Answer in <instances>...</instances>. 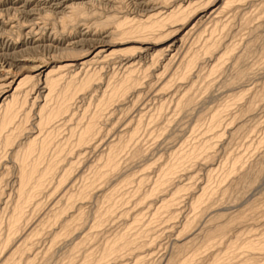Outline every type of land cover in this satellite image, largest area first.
Segmentation results:
<instances>
[{"label":"rangeland","instance_id":"374dc122","mask_svg":"<svg viewBox=\"0 0 264 264\" xmlns=\"http://www.w3.org/2000/svg\"><path fill=\"white\" fill-rule=\"evenodd\" d=\"M49 1V2H48ZM64 1H66V3L64 2ZM68 1V2H67ZM213 0H208V1H206L205 3H202L203 4V6L201 5V3H200V0H194V2H195V4L191 7V10H190V14L191 15H194L195 13H200L201 11H203L205 8H210L211 9V4L212 3H210V2H212ZM222 1L223 0H221L220 1V4H218V7L220 6V7H223L224 8V10L222 11V10H220V12L221 13H219L218 14V12L217 13H215V14H212L213 16H210V14L208 15V17L206 18V19H204L203 21L204 22H202V26H201V24H199L198 25V27L196 26V28H194L193 29V31L191 30L190 32V36H192V38L190 37V36H188V35H186L187 34V32L190 30V28L192 29L193 27V25L194 24H192V23H189V24H186L185 25V22H179V23H176V24H170V25H168L165 29H164V31H163V34L162 33H160V34H156V36L154 35H147V36H141L142 37V40H140L141 39V37L140 36H138V37H136V36H133L132 37V39H131V41H130V39L129 40H127L126 42H124L125 44H123V45H125V46H123V47H119V46H117L119 43H122L123 41L122 40H124V38L122 37V35H120L119 33H117L116 32V26L118 25V24H120V22L122 23V22H124V20H134L135 18L134 17H136L137 18V20H141V19H144V17L146 18L147 17V15H148V17L149 16H154L153 14H156L157 12L156 11H153L154 9H159L160 8V6H162V5H160L162 2H160L159 3V1H158V3L157 2H154V0H152L151 2H150V0H0V61H2L3 59H5L4 58V55H2L1 56V54H2V52H3V54H5L6 53V62H7V64L9 63H11L10 65L12 66V67H14V70H19L20 68L22 69V67L23 66H25V65H18L17 63L18 62H21V61H23V60H26L27 58L30 60V59H38V58H40V59H48V58H51V57H55V60L58 62V65H56V66H65V62H62V61H66L67 59H69L70 57H74V55L75 56H78V57H82V54H84L85 52H87V51H89L90 50V47H92V46H98V47H103V46H106V45H113V44H110L111 42L112 43H114V45L115 46H113L112 48H110V51L109 52H111V51H121V50H124V49H128V48H130V50L128 49L127 51H126V53H124V52H120V53H117L116 55H114V56H112V57H110V58H108V59H101L100 61H101V65H100V61L98 62V64L96 63L95 64V66L94 65H92V66H94V67H88V68H86L85 70H82V69H80V70H77V72L76 73H78V72H80L79 74H78V77L80 78V80H83V79H85L88 75H89V73H90V75L92 76L93 75V73H94V75H93V83H92V85H91V88H92V90H93V88L95 89V90H99V92L98 91H92V92H90V88L89 89H87V90H85L84 92H82V93H80L77 97H76V100L74 101V103H75V105H74V103H73V112L74 113H71L70 115H71V117H70V115L68 114V115H64V117H62V119H60L57 123H58V126H55V128L57 127V142H60V143H63V142H65L69 137H66L67 136V134H68V136L70 135V133H71V130L72 129H75L76 128V126L78 125V123L79 122H82V121H84V122H87L88 121V118H84V114L83 113H85V111H89L90 112V114H93L95 111H96V109H97V107H96V103L98 104L101 100H102V98L104 97V95L105 94H110L111 93V91H112V89L111 88H113V86L112 85H116L119 81H120V78L122 79L123 78V76L125 77L126 76V74H127V72L128 71H126V68H127V66H124V65H127V59L128 60H130V59H133L132 60V62H133V64H135L136 63V65H137V67H136V69L134 70V76H135V78L138 80V82H141L140 84L138 83L133 89H131L130 90V92L127 94L128 96H126V98L125 99H123V100H121L122 101V104H121V101L120 100H118L116 103H113L110 107H109V109L111 110H109L108 109V111H106L105 112V114L103 115V119H101L100 120V123H99V131H100V134H99V137H101V139L99 138V137H97V139H96V141H95V143L96 142H102L103 144L98 148V149H93V150H90V151H87L88 153H85V154H83L82 156H78L75 152V154L74 153H71V155H70V153L67 155V154H64V156L66 157L65 158V160L63 159V162H62V164H61V166H63L62 167V169L65 167V168H67L69 165H74L76 162V166H74L75 167V175H74V180L73 181H71V182H68L67 184H68V186H67V184L65 185V189H66V191H67V189H69L68 191L71 193V191H72V193L71 194H77V191L79 192L81 189H82V186H83V184H82V177L81 176H83V175H81V174H84V172H85V174H86V172H87V174H89V170L93 167V166H95V165H97V163H98V161L97 160H99V158L103 155L102 154V152H103V150H104V152L107 150V144L108 143H110V142H113L112 140H117L118 138H119V136L121 137V134H122V136H124V135H129V134H131L133 131H134V129H131V128H135L136 127V124H137V120H139L137 117H139V118H142L143 120H144V122L146 121H148V122H150V124L147 122H145V124H146V126L144 125L143 126V129L145 130H141L140 132H139V134L141 135H139L137 138H136V145L137 146H139V144H140V142H141V144H140V146L138 147V148H136L137 146L134 144V146H132V147H130V149H128V151L127 152H125L124 154H123V156H122V161H120V163L121 164H119V169L117 170L118 171V173H116V174H114V172L113 173H111V175H109L107 178H106V180H105V182L106 183H104V181H102V186L101 187H99L98 186V188H97V191H95V193H94V195H96V194H100V197H101V194L103 193V192H105V191H109V190H112V189H114V188H119V187H121V184H122V182H123V178L125 177V180L126 179H131L132 180V183L130 184V185H128L126 188H124L123 190H122V194L125 196V198H126V201H125V203L124 204H122V205H120L118 208L119 209H117L116 210V212H115V214L112 216V218H111V220L108 222V223H106L107 225H104V226H102V228L100 227V228H94L93 229V227H94V223H93V221H94V218H95V216H94V213L95 214H97V212L99 211V207H101L100 206V204L98 203V201H97V203H95L96 202V199H88V201L87 200H85V201H87V202H80L79 201V203L76 205V207H77V209L75 208V209H73V210H70L69 211V215L70 216H72V215H78L80 212H78V210H79V207L80 206H78V205H81L82 203H84V205L83 206H86V207H84L83 208V206L81 205V207L83 208L82 210L85 212L84 213V216L86 215V214H88V216H90L92 213V215L90 216V217H87V215H86V217H85V220H84V222H83V226H80V228H78V231L76 230L75 231V233L77 234H73L72 236H70V237H68L67 238V240H66V238H62V239H58V240H56L55 239V236L57 235V234H59V233H61V224H58V225H52V226H50V225H48V221H49V216L51 215V213H48V212H50V210L49 209H52V207H51V205L53 206H56L57 205V203L60 201V197H62V196H60L61 195V191H59V189H57V188H59L58 186H57V184H58V182L57 181H55V185L53 184L52 186H51V188L52 189H50V191L51 190H53L54 191V193H52L53 191H48L47 193H46V195L47 194H49V195H43L40 199L42 200H40V202H42L43 204H42V207H41V211L39 212V214H40V216H39V214H38V216L36 217V215H37V212H35V215H34V211L32 210V209H34V208H29L30 209V211H29V209H28V211L27 212H29L27 215L29 216V214H30V220L32 219H34V220H36V222L34 221L32 224H31V227L30 228H34V227H36L37 225H39V223H37L38 221L39 222H41V219H43L42 221H45L44 223V225L43 226H40V230H41V234L42 235H40L39 237H37V238H35V241H34V243H33V247H32V249H34L35 250V252L34 253H32V255L30 254V261H33V264H62L63 262H64V259H65V257H66V255H68V250H69V248H70V250H71V246H73V244H77L78 242H80L81 241V239H83L84 238V236L87 234V235H95V237L94 236H92V238H91V240L92 241H89L87 244H86V246H88L87 248H86V246L84 247V248H86V249H82L83 251H85V252H83L82 251V253L80 254V256H79V258H81V256H83L84 255V253H89V252H92L93 251V248H94V251H97L98 249H100V248H102L104 245H105V242H107L106 240H108L109 239V237L111 238L112 236H114V234L116 235V234H118L117 232H123V231H125V229H127V228H129V225H131L132 223H133V221L132 220H134L133 219V217L135 218L136 217V215L138 216V215H142L143 217H144V223H145V225L147 224V222H149V220H150V218L152 217V215L154 214V210L156 209V206H154V201L156 200V199H154V198H157V197H150V194H151V191H152V189L154 188V184H155V182L157 181V179H158V177L157 176H159L158 174H160V172H161V169H163V168H165V166L169 163V161H170V159H171V157H172V153L174 152H177V151H179L178 149H181V148H183V147H186V148H190L191 146H193V145H201V142H202V144L203 143H205V142H207V141H212V143L214 144V147L211 149V150H209V151H207L206 153L208 154H204L203 155V159L201 158L200 160H198L196 163H194V164H190V165H187L186 166V168L180 173V175H182V176H180V175H178L177 176V178H176V180H175V182H176V184H178V186L180 185L181 187H187L186 188V190H187V193H188V195H186L187 193H186V191H184L180 196H182V197H180V199L181 198H183V200L181 199V200H179V203L181 202V204H180V206H181V208H180V206L177 208V209H179L178 210V212L180 213H182V211H184V214L183 215H181V214H179L178 212V214L179 215H181V216H179L177 213H175V216L174 217H170V215L169 214H165V216H163L164 217V219L163 220H165V224H163L164 223V221H163V223H160V226H159V224L158 225H156V226H154L153 228H152V232H154V233H152V236L156 239V244H158L159 245V247H158V245H156L157 246V248L154 250V251H152V252H147L146 250H143V253L141 252V251H139V250H135V248L133 249H131L128 253H129V256H128V253H125L120 259H118L117 261H114V263L115 264H118V262H119V264H120V261L121 262H123V263H126V264H128L127 262H129V264L130 263H132V264H134V262H135V264H143V260H144V258H146V259H148V258H150V259H148V260H145V262H144V264H165L166 262H167V259L169 260V258H171L172 257V255H176L177 253H176V244H173V243H176L177 242V245H182V244H184V243H186L187 242V240L188 239H193L195 236L194 235H198V237L196 238V242H195V244H194V248H196L197 247V245H199L198 247H201L202 245H204V243H202V242H204L203 241V238H205V235L207 234V233H209V232H211L212 230L213 231H216V229H219L220 227H222L221 225L223 224V226H225V224L224 223H227L229 220V222H230V224L229 223H227V226H229V228H228V230L229 229H231V231H233V232H230V230L229 231H227V234H229V236H230V234L232 235V236H234V237H236L237 235H238V233H242L243 232V230H244V232H246V234H247V236L248 237H250V239L251 240H258V238L259 237H261L262 235L261 234H263L264 233V101L262 102V100H264V98L262 99V97H264L263 95H264V91H263V89H264V9H262L263 7H264V4L263 5H260V4H262L263 2H264V0H256V1H252V0H250L249 2H250V4H249V2H248V0L246 1V0H244L243 1V3L244 4H242V2H239V3H235V4H233V5H231V6H229V8L227 7L226 8V6H225V3H222ZM253 3H256V4H252V2ZM154 3V5H153V3ZM198 2V3H197ZM223 2H225V1H223ZM260 4H259V3ZM110 3V4H109ZM123 3V5H120V4H122ZM152 3V4H151ZM54 4V5H53ZM135 4V5H134ZM156 4V5H155ZM185 3H183V5H184ZM199 4V5H198ZM210 4V5H209ZM222 4H223V6H222ZM237 4H239V5H237ZM67 5V6H66ZM72 5H79V6H81L82 5V7H84V9H85V15L84 16H82L81 18L79 17V19H77L78 17H76V19H73L71 22H67V23H65L64 21V17L66 16H70L71 15V10L69 9ZM90 5V6H89ZM97 5V6H96ZM111 5V6H110ZM145 5V6H144ZM158 5V6H157ZM200 5L203 7H200ZM235 5H237L236 6V8H237V11L235 10L236 8H233ZM244 5H246L245 6V8H244ZM69 6V7H68ZM88 6V7H87ZM115 6V7H114ZM150 6V7H149ZM185 7H187L188 6V4L186 3L185 5H184ZM259 6V7H258ZM153 7V8H152ZM212 7H213V5H212ZM241 7L243 8V9H241ZM14 8V9H13ZM128 8V9H127ZM197 8V9H196ZM222 8V9H223ZM239 8V9H238ZM152 9V10H151ZM228 11H230V12H228V13H230V14H228V13H226L227 12V10ZM231 9V10H230ZM234 9V10H233ZM18 10V11H17ZM160 10H162V9H159L158 11H160ZM197 10V11H196ZM213 10V8L210 10V12ZM235 12V13H231V12H233V11ZM240 10V11H239ZM241 10H242V12H241ZM244 10V11H243ZM258 10H260V11H258ZM238 11H239V13H238ZM70 12V13H69ZM154 12V13H153ZM225 12V13H224ZM259 12V13H258ZM8 13V14H7ZM88 13V14H87ZM147 13V14H146ZM238 13V14H237ZM249 13H251V14H249ZM257 15H256V14ZM64 14V15H63ZM70 14V15H69ZM134 14V15H133ZM143 16H142V15ZM189 14V15H190ZM226 14V15H225ZM246 14V15H245ZM249 15V17H251V18H249L248 17V15ZM17 15V16H16ZM214 15H216V17L214 18ZM228 15V16H227ZM243 15H244V17H243ZM128 17V19H127V17ZM131 16V17H130ZM138 16H139V18H138ZM220 17L221 16V18L223 17H225L224 19H221V18H219L220 20H221V22H220V20L217 18V17ZM237 16V17H236ZM247 16V17H246ZM65 17V18H66ZM117 17V18H116ZM210 17V18H209ZM214 18V20L212 19V18ZM231 18V20H229L230 18ZM243 17V18H242ZM2 18V19H1ZM112 18V19H111ZM119 18H121V19H119ZM124 18H126V19H124ZM227 18H228V20H229V22L227 21ZM245 18V20H244V22H243V19ZM247 18V19H246ZM210 19H212V20H210ZM216 19H218V20H216ZM58 20H59V22H58ZM76 22H75V21ZM111 20H113V23L111 22ZM116 20L119 22H117L116 24H115V22H116ZM121 20V21H120ZM207 20H209L208 22H205V21H207ZM215 20H216V22H215ZM242 20V21H241ZM248 20H251V21H248ZM13 21V22H12ZM64 22V24H63V22ZM75 23H74V22ZM212 21V22H211ZM217 21H219V22H217ZM222 21H223V23H224V25H222V27H221V23H222ZM225 21L228 23H225ZM246 21H247V23H246ZM209 22H211L210 24H208ZM214 22V23H213ZM242 22V23H241ZM250 22H251V24H250ZM206 23V24H205ZM216 23V24H215ZM32 24V25H31ZM67 24V25H66ZM71 24V25H70ZM212 24H215V25H219L220 27H221V32H220V30L218 31V32H216V33H213V32H211L210 30H212L213 29V27H215V25L213 26ZM244 24H249V25H244ZM63 27H62V26ZM185 25V26H184ZM210 25V29L208 28V26ZM213 27H212V26ZM229 25H230V27H229ZM24 26V27H23ZM104 26V27H103ZM112 26H113V28H112ZM176 26H178V27H176ZM206 28H204V27ZM207 26V27H206ZM226 26H228V29H227V27ZM13 27V28H12ZM16 27V28H15ZM43 27V28H42ZM168 28V29H167ZM172 28V29H171ZM176 28H178V29H176ZM182 28V29H181ZM20 29L22 30V31H20ZM173 29H175V30H173ZM196 29V30H195ZM198 29V30H197ZM204 29H205V31H204ZM207 29H209V31L207 30ZM32 32H31V31ZM43 30V31H42ZM114 30V31H113ZM169 30H170V33H169ZM180 32H179V31ZM228 30H230V35H228L229 34V32H228ZM13 31H15V32H13ZM18 31V32H17ZM111 31V32H110ZM172 31H174V32H172ZM176 31H178L177 32V35H176ZM204 31V32H203ZM53 32V33H52ZM115 33V35H114V33ZM193 32V33H192ZM196 32V33H195ZM207 32H208V36H206L207 35ZM6 33V34H5ZM21 33V34H20ZM166 33V34H165ZM173 33V34H172ZM185 33V34H184ZM221 33V34H220ZM224 33H226L225 34V36H227V37H225L224 36ZM228 33V34H227ZM3 34V35H2ZM8 34V35H7ZM20 34V35H19ZM39 34V35H38ZM111 34V35H110ZM163 36H162V35ZM169 34V35H168ZM183 34V35H182ZM197 34V35H196ZM204 34H205V36H204ZM209 34H210V37H209ZM212 34V35H211ZM220 34V35H219ZM83 35V36H82ZM114 37H113V36ZM158 35H161V36H158ZM167 37H166V36ZM171 35V36H170ZM176 35V37L174 38V36ZM202 35V36H201ZM17 36L19 37V38H17ZM111 36V37H110ZM158 36V37H157ZM188 37V38H185V37ZM197 36V37H196ZM217 36H220V37H218V38H216ZM221 36L223 37V39H221ZM113 37V38H112ZM118 37H122V38H118ZM147 37V38H146ZM153 37V38H152ZM164 37V38H163ZM184 37V38H183ZM194 37H196L195 39H193ZM198 37H199V39H198ZM224 37H225V39H224ZM234 39H233V38ZM11 38V39H10ZM112 38V39H111ZM118 40V39H120V40H118V41H116V39ZM133 38H135V40L133 39ZM146 38V39H145ZM173 38V39H172ZM206 38H207V40H206ZM216 38V39H215ZM220 38V39H219ZM229 38H231L232 39V41L230 42V40L231 39H229ZM28 39V40H27ZM85 39V40H84ZM122 39V40H121ZM151 39V40H150ZM154 39L156 40V41H154ZM158 39V40H157ZM164 39H169L168 41L167 40H164ZM181 39H182V41H181ZM185 39H189V40H185ZM193 39V40H192ZM202 39H203V42H202ZM211 39H214V40H219V42H220V49H219V51L220 52H218V54H217V56L219 57V56H222L221 54H223V53H225L224 51H225V49L226 48H228L229 46H234L233 47V53H232V55H230V57L227 59L226 58V62H224V64H223V66H222V68H221V70L222 71H219V74H218V72L217 73H215V75L214 74H212V73H210L211 71H212V69H213V67H214V65L216 64V60H215V58H212V60H211V57H209V56H204V57H202V59H201V64H200V62H199V65L197 66V67H195V71H193V73H192V76H194L195 78H196V76H198V75H202L204 78H202L201 76V80H200V78H199V76L196 78V80L197 79H199V80H194L193 81V77H191L190 79H188V80H174V75H175V72H177L176 70H172V68L174 67L175 69H177L178 70V68H179V66H180V64L182 63V61H184L185 59H186V57L188 56V54H193L195 51H199V50H201L202 49V47L204 46V44L207 42V41H209V40H211ZM228 39V40H227ZM17 40V41H16ZM113 40L115 41V42H113ZM137 40H139V41H142V43L143 42H145V43H148V44H145V45H143L141 42L139 43V41H137ZM161 40V41H160ZM171 40V41H170ZM179 40V41H178ZM183 40H185V42L183 41ZM196 40H197V42L199 43L198 45H197V42H196ZM227 40V41H226ZM241 40V41H240ZM11 41V42H10ZM125 41V40H124ZM136 43H135V42ZM149 41V42H148ZM161 43H160V42ZM163 41H164V43H163ZM187 41H189V42H187ZM192 41H194L193 43H190V42H192ZM206 41V42H205ZM15 42V43H14ZM58 42V43H57ZM117 42H118V44H117ZM155 43V45H154V43ZM177 42V43H176ZM183 44H182V43ZM222 42H225L226 44H227V42H229L227 45H225V43H224V45H223V43ZM18 43V44H17ZM34 43V44H33ZM74 43H76V44H74ZM160 43V44H159ZM174 43V44H173ZM185 43V44H184ZM201 43V44H200ZM203 43V44H202ZM231 43V44H230ZM233 43H234V45H233ZM236 43H238V45L236 44ZM1 44H2V46H1ZM16 44V45H15ZM74 44V45H73ZM85 44V45H84ZM176 44V45H175ZM191 44H194V46H192ZM230 44V45H229ZM6 45V46H5ZM14 45V46H13ZM189 45V46H188ZM222 45L223 46H227V47H223L222 48ZM16 46V47H15ZM83 46V47H82ZM85 46V47H84ZM190 47V48H188V47ZM198 46V49L196 48ZM200 46H202V47H200ZM138 47V48H137ZM195 48L194 50H193V48ZM4 48H6V49H4ZM38 48V49H37ZM139 48H140V50H139ZM145 49L146 51H144V50H142V49ZM167 50V51H161V50H165V49ZM171 48V49H170ZM179 48V49H178ZM190 49V51L188 50V49ZM192 48V49H191ZM238 48V49H237ZM68 49V50H67ZM132 49V50H131ZM150 49V50H149ZM169 49V50H168ZM221 49H223V50H221ZM237 49V50H236ZM13 50V51H12ZM43 50V51H42ZM107 50H109V49H107ZM134 50V51H133ZM136 50V51H135ZM142 50V51H141ZM149 50V51H148ZM170 50H171V52H170ZM177 50L179 51V52H181V54L180 53H178L177 52ZM182 50V51H181ZM185 50H187V51H185ZM19 52V54H15L16 56H14L12 53L13 52ZM33 51V52H32ZM132 51V52H131ZM138 51H139V53H138ZM159 51V52H158ZM189 51V52H188ZM65 52V53H64ZM66 52H69V53H67L66 54ZM71 52V53H70ZM83 52V53H82ZM130 54H129V53ZM135 52V53H134ZM157 52V53H156ZM163 52V53H162ZM167 54H166V53ZM178 54H177V53ZM185 52V53H184ZM187 52V53H186ZM192 52V53H191ZM134 53V54H133ZM158 53H160V54H164V56H166V57H162V55H161V57L159 56L160 54H158ZM219 53H220V55H219ZM66 54V55H65ZM70 54V55H69ZM78 54V55H77ZM79 54H81V56L79 55ZM123 54H125V55H123ZM136 54V55H135ZM157 54V55H156ZM175 54V55H174ZM8 55V56H7ZM15 57V58H17V57H19V58H17V59H15V58H13V56ZM35 55V56H34ZM84 55H86V54H84ZM130 55V56H129ZM153 55V56H152ZM184 55H187V56H185L184 57ZM11 56V57H10ZM70 56V57H69ZM133 56V57H132ZM156 56V57H155ZM175 57V59L173 60V62H172V64H171V66L170 67H168V69L169 70H167V71H165V69H164V67H166L167 66V64H169L168 62H170L171 61V57ZM180 56H181V61H180ZM234 56V57H233ZM9 59H8V58ZM23 57H24V59H23ZM127 57V58H126ZM132 57V58H131ZM135 57V58H134ZM179 57V58H178ZM182 57H184V58H182ZM217 57V58H218ZM233 57V59H231ZM58 58V59H57ZM65 58V59H64ZM123 58V59H122ZM139 58V59H138ZM153 58V59H152ZM155 58H156V60H155ZM176 58H178L177 60H176ZM27 59V60H28ZM125 59V60H124ZM137 59V60H136ZM158 59H159V61H158ZM208 59H210L209 61V63L207 64V61H208ZM230 59V60H229ZM239 59V60H238ZM12 60H16V61H12ZM20 60V61H19ZM124 60V61H123ZM169 60V61H168ZM176 60V61H175ZM205 60V61H204ZM228 60V61H227ZM106 61V62H105ZM138 61V62H137ZM156 61V62H155ZM174 61H175V64H174ZM180 61V62H179ZM237 61H238V64H237ZM60 62H62V63H60ZM214 62V63H213ZM60 63V64H59ZM123 63V64H122ZM137 63H139V64H137ZM157 63V64H156ZM159 63V64H158ZM179 63V64H178ZM13 64V65H12ZM141 64V65H140ZM179 66H178V65ZM211 64V65H210ZM99 65H100V67H99ZM158 65V66H157ZM163 66V67H159V66ZM166 65V66H165ZM203 67H202V66ZM206 65V66H205ZM209 65V66H208ZM16 66H18V67H16ZM26 66H28V65H26ZM121 66H122V68H121ZM140 66L141 67H143L142 69L140 68ZM153 67V68H151V67ZM155 66V67H154ZM159 67V68H157V67ZM201 66V67H200ZM204 66L206 67L205 69H204ZM208 66V67H207ZM212 66V67H211ZM16 67V68H15ZM97 67V68H96ZM148 67H149V69H150V71H149V69H148ZM209 67H210V70H209ZM92 68V69H91ZM96 68V69H95ZM161 68H163V70L165 71H163ZM208 68V69H207ZM20 69V70H21ZM90 69V70H89ZM124 69H125V75L124 74H122L123 72H124ZM143 69H144V71H143ZM170 69H171V71L172 72H170ZM203 71H202V70ZM89 70V71H88ZM145 70H147V71H145ZM197 70V71H196ZM200 70V71H199ZM205 70V71H204ZM90 71H92V72H90ZM100 71V72H99ZM137 71V72H136ZM138 71H140V74H138ZM144 72V74H142L143 72ZM152 71V72H151ZM168 71H169V73H168ZM25 71H22L21 70V73H24ZM83 72V73H82ZM85 72V73H84ZM99 72V73H98ZM164 72V73H163ZM197 72V74H195ZM199 72V73H198ZM201 72H203V73H201ZM65 73V76L67 77H71L72 75H70V73H71V71L69 72V71H66V72H64ZM64 73H63V75H64ZM66 73H68L67 75H66ZM114 73H116V75H115V77H114ZM145 73H146V75L148 74V76H146L145 75ZM159 73V74H158ZM165 74V75H163V74ZM173 73H174V75H173ZM73 74V73H72ZM87 74V75H86ZM117 74H119V75H117ZM120 74H121V76H120ZM168 74V75H167ZM203 74H205V76L203 75ZM207 74H209L208 75V78H207ZM74 75V74H73ZM77 75V74H76ZM81 75V76H80ZM84 75V76H83ZM113 75V76H112ZM143 75V76H142ZM157 75V77H155ZM99 76V77H98ZM120 76V77H119ZM160 76V77H159ZM162 76H164V77H162ZM173 76V77H172ZM215 76V77H214ZM238 76V77H237ZM239 76L241 77V78H239ZM68 77L66 78V80H68ZM70 77H69V79H70ZM97 78V81H96V78ZM143 77H144V79L145 80H143ZM147 77V78H146ZM205 77H206V79L208 80H206L205 79ZM212 77H213V79H212ZM82 78V79H81ZM110 78H111V80H110ZM119 78V79H118ZM162 80H161V79ZM169 78H171V79H169ZM239 78V79H238ZM100 79V80H99ZM102 79V80H101ZM204 79V80H203ZM242 79V80H241ZM140 80V81H139ZM209 80H214V82L213 81H210L209 82ZM97 83H96V82ZM180 81V82H179ZM190 81V82H189ZM193 81V82H192ZM195 81L197 82V83H195ZM200 81V82H199ZM203 81H205V82H207L206 84H205V82L204 83H202L201 84V82H203ZM173 82V83H172ZM178 83V84H176V83ZM188 83V85L186 84V83ZM213 82V83H212ZM208 83H210V84H208ZM235 83V84H234ZM97 84V85H96ZM99 84H101V85H99ZM184 84V85H183ZM185 84H186V86H185ZM206 85V86H204V85ZM208 84V85H207ZM232 84V85H231ZM96 85V87H94ZM98 85H99V87H98ZM181 85H182V87H181ZM192 85H194L193 87H192ZM203 85V86H202ZM213 87H212V86ZM234 85V86H233ZM212 87L211 89L209 88V87ZM105 87V88H104ZM111 87V88H110ZM171 87V88H170ZM190 87V88H189ZM99 88V89H98ZM102 88V89H101ZM107 88V89H106ZM177 88H179L178 90H177ZM199 88V89H198ZM206 88V89H205ZM230 88H232V89H230ZM101 89V90H100ZM111 89V90H110ZM168 89V90H167ZM182 89H183V91H182ZM192 89L193 90H195V92L194 91H192ZM204 89V90H203ZM108 90V91H107ZM208 92H207V91ZM243 90H244V92H243ZM100 91H102V92H100ZM138 91V92H137ZM186 91H190V94L192 95H190L189 94V97L191 98V99H194L195 98V100H192V105L194 106L193 107V109H192V106H189L188 108V110H186V109H184V113H185V110L186 111H188V112H186L185 114L183 113V112H181V110L180 109H178V102H179V100L185 95V92ZM249 93H248V92ZM262 91V92H261ZM104 92V93H103ZM174 92H177V94H179L181 97H179L176 93H174ZM179 92V93H178ZM182 94H181V93ZM192 92V93H191ZM194 92V93H193ZM202 92V93H201ZM204 92V93H203ZM207 92V93H206ZM241 92V93H240ZM247 92V93H246ZM259 92V93H258ZM98 93H99V96H98ZM131 93H132V95H131ZM139 93V94H138ZM198 93V94H197ZM230 93V94H229ZM247 95H246V94ZM257 93V94H256ZM176 94V95H175ZM184 94V95H183ZM203 94V95H202ZM237 94V95H236ZM239 94V95H238ZM242 94H243V96H242ZM249 94V95H248ZM255 94H256V96H255ZM259 94V96H262V97H258L257 95ZM174 95V96H173ZM183 95V96H182ZM194 95V96H193ZM196 95V96H195ZM202 95V96H201ZM231 95H234V96H231ZM242 97H241V96ZM245 95H246V97H245ZM255 97H254V96ZM93 96H95V98L93 97ZM174 98H173V97ZM226 96V97H225ZM236 96H237V98H236ZM240 96V97H239ZM95 100L96 99V101H94L92 98ZM134 97V98H133ZM177 97V98H176ZM197 97V98H196ZM258 97V98H257ZM99 98V99H98ZM128 98V99H127ZM129 98H131L130 100H129ZM132 98L134 99L133 101H131L132 100ZM137 98V99H136ZM176 98V101L174 100ZM230 98V99H229ZM232 98V99H231ZM235 98V99H234ZM243 98V99H242ZM246 98V99H245ZM252 98V99H251ZM253 98H254V101L252 102L251 100H253ZM77 99H78V101H77ZM83 99V100H82ZM87 99V100H86ZM203 99V100H202ZM236 99H238V101H240V102H238ZM251 99V100H250ZM255 99H257V100H255ZM259 99V100H258ZM85 100V101H84ZM177 100H178V102H177ZM197 100V101H196ZM233 100V101H232ZM260 100H261V102H260ZM90 101L91 102H94V104H92V105H90L91 103H90ZM123 101H126V103L125 102H123ZM129 101V102H128ZM134 101H136V102H134ZM165 101V102H164ZM172 101H174V104H173V102ZM225 101V102H224ZM229 101V102H228ZM243 101V102H242ZM165 103V104H163V103ZM177 102V103H176ZM194 102H197V103H194ZM229 104V103H234L233 105H232V107L229 109V110H227V112L225 113V115H227V117H225V115H224V121H223V124H222V126H220L217 130L218 131H216L215 133H206V126L210 123V120H211V118L210 117H212L216 112H218V111H220V110H222V109H224L225 108V104ZM227 102V103H226ZM249 104H251V103H255L254 105L253 104H251V105H249ZM258 102V103H257ZM78 103V104H77ZM89 103V104H88ZM124 103V104H123ZM194 103V104H193ZM221 103H223V105L221 104ZM236 103V104H235ZM259 104V106L257 105V104ZM76 104H77V106H76ZM119 104L120 105H122V107L121 106H119ZM155 104V105H154ZM167 104H168V106H167ZM170 104V105H169ZM177 104V105H176ZM240 105V106H243L242 108L240 107V106H238V108H237V105ZM242 104V105H241ZM248 104V105H247ZM79 105V106H78ZM88 105H90V106H92V110H91V108H89L88 107ZM114 105H116L115 107H114ZM157 105V106H156ZM165 105H166V107H165ZM218 105H221L220 107H219V109L217 108L218 107ZM255 105H257V107L255 106ZM76 106V108H74ZM98 106V105H97ZM156 106V107H155ZM158 106H162L163 107V112L161 113V114H159L158 113V111L160 110V107L158 108ZM234 106H235V108H234ZM249 106L251 107V108H249ZM78 107V108H77ZM80 107V108H79ZM82 107V108H81ZM87 107H88V109H87ZM95 107V108H94ZM119 109H118V108ZM121 107V108H120ZM191 107V108H190ZM223 107V108H222ZM93 108H94V110H93ZM146 108L148 109L147 111H146ZM155 108H157V109H155ZM167 110H166V109ZM174 108H175V111H174ZM216 108V109H215ZM241 108V109H240ZM248 110H247V109ZM76 109V110H75ZM83 109H84V111H83ZM117 109V110H116ZM154 109V110H153ZM169 109V110H168ZM235 111H234V110ZM246 111H245V110ZM251 109H253L252 111H251ZM75 110V111H74ZM143 110V111H142ZM241 110V111H240ZM116 111V112H115ZM125 111V112H124ZM129 111V112H128ZM143 112L144 113V115H143V113L141 114V112ZM149 111V112H148ZM151 111H155V115H159L160 116V119H159V116L157 115V116H155ZM166 111V112H165ZM170 111V112H169ZM173 111V112H172ZM192 111V112H191ZM195 111V112H194ZM232 111H234V112H232ZM237 111V112H236ZM238 111H239V113H241L242 111V113L241 114H244V115H241V114H239L238 113ZM251 111V112H250ZM38 111L37 110H34L31 114H30V120H29V123L27 124V129H29L30 131L29 132H31V133H37V130H36V123H37V119H38V115L36 114ZM81 112H83V113H81ZM113 112V113H112ZM115 112V113H114ZM177 112L179 113L178 115H177ZM204 112V113H203ZM211 112H212V114H211ZM244 112H246V113H244ZM127 113V114H126ZM138 113L142 116H144V117H141L140 115H138ZM149 113H150V116H148L149 115ZM182 113V114H181ZM196 113V114H195ZM205 113H207L208 115H210V116H208L207 114L205 115ZM236 113H238V114H236ZM249 113V114H248ZM80 114H82V115H80ZM147 114V115H146ZM151 114H153V115H151ZM166 114V115H165ZM188 114V115H187ZM195 117V119H194V117L192 116V115ZM202 114H203V116H202ZM230 114V115H229ZM32 115V116H31ZM73 115H75L74 117H73ZM79 117H78V116ZM112 117H111V116ZM204 115L206 116V117H204ZM233 115V117H231ZM239 115H241L242 117H239ZM83 116V117H82ZM107 116V117H106ZM110 116V117H109ZM154 116V117H153ZM165 116V117H164ZM186 116V117H185ZM230 116V117H229ZM236 116V117H235ZM35 117V118H34ZM70 117V118H69ZM146 117H147V119H146ZM157 117V118H156ZM198 117H200V118H198ZM206 118V119H204V118ZM34 118V119H33ZM67 118V119H66ZM80 118V119H79ZM108 118V119H107ZM131 118H132V120H133V122L131 121ZM134 118V119H133ZM137 118V119H136ZM152 118V119H151ZM153 118H155V119H153ZM171 118V119H170ZM173 118H174V120H173ZM185 118V119H184ZM201 118H203V119H201ZM227 118V119H226ZM231 118H233V119H231ZM22 119V118H21ZM20 119V120H21ZM31 119H32V123H31ZM66 119V120H65ZM78 119V120H77ZM86 119V120H85ZM136 119V120H135ZM149 119V120H148ZM167 119H169V121L167 120ZM197 119H199V120H197ZM208 119H210L209 121H208ZM19 120V121H20ZM36 122H35V121ZM64 120V121H63ZM72 120V121H71ZM77 120V122H75ZM154 120V121H153ZM161 120V121H160ZM163 120H165V121H163ZM172 122H171V121ZM176 120V121H175ZM193 120V121H192ZM230 120H233L232 121V123H231V121ZM79 121V122H78ZM128 121H130V122H128ZM168 121V122H167ZM196 121V122H195ZM197 121H199V122H197ZM204 121H205V123H204ZM226 121H227V124H226ZM34 122V123H33ZM62 124H61V123ZM72 122V123H71ZM127 122H128V124H127ZM154 122H156V123H154ZM159 122H160V124H159ZM167 122V123H166ZM234 122H236V124L234 123ZM57 123L55 124V125H57ZM77 123V124H76ZM130 123V124H129ZM159 125H162V126H164V128H162L161 126H159ZM165 125H164V124ZM172 125H171V124ZM202 123H204V124H202ZM240 125H239V124ZM31 124H33V125H31ZM73 124V125H72ZM127 124V125H126ZM149 124V125H148ZM152 124V125H151ZM168 124V125H167ZM202 124V125H201ZM230 124V125H229ZM243 124V125H242ZM30 125V126H29ZM35 125V126H34ZM60 125H62L63 126V128H62V126L61 127H59ZM65 125V126H64ZM76 125V126H75ZM225 125V126H224ZM227 125V126H226ZM239 125V126H238ZM34 127V128H31V127ZM67 126H69V127H67ZM72 126H73V128H72ZM126 126V127H125ZM129 126L131 127V128H129ZM149 126V127H148ZM156 126H158V127H156ZM171 126V127H170ZM228 126H229V128L231 129H229L228 128ZM231 126V127H230ZM234 126V127H233ZM30 127V128H29ZM101 127V128H100ZM125 127V128H124ZM128 127V128H127ZM155 129H157L158 128V130H154L153 128ZM199 127V128H198ZM224 127H227V129L225 128L224 129ZM243 127V128H242ZM60 128V129H59ZM65 128V129H64ZM117 128V129H116ZM123 128H124V131H123ZM129 130V132H131V133H129L128 132V130ZM148 128H150V129H148ZM152 128V129H151ZM160 128V129H159ZM166 128H167V130H168V133H167V130H166ZM205 128V129H204ZM240 129V130H238V129ZM245 128V129H244ZM31 129H33V130H31ZM62 129V130H61ZM69 130V132H68V130ZM103 129V130H102ZM113 129V130H112ZM126 129V130H125ZM148 129V130H147ZM163 129V130H162ZM189 131H188V130ZM194 129H195V131H194ZM242 129H244V130H242ZM254 129V130H253ZM120 130H122L121 132V134H120ZM147 130V131H146ZM151 130H154V132L155 133H158V134H155V133H153V131H151ZM162 130V131H161ZM166 130V131H165ZM195 132H193V131ZM198 130H199V132H198ZM221 130H222V132H221ZM228 130V131H227ZM237 130V131H236ZM64 131V132H63ZM114 131H116V132H114ZM151 131V132H150ZM160 131V132H159ZM171 131V132H170ZM192 133H191V132ZM197 131V132H196ZM204 131V132H203ZM226 133H225V132ZM229 131H231V133H232V136H230L231 134L230 133H227V132H229ZM238 131H240V132H238ZM242 131V132H241ZM28 132V130L24 133L25 134V136H24V138H22V141L23 142H25L26 141V138L25 137H28L29 135H30V133ZM67 132V133H66ZM103 132V133H102ZM110 132V133H109ZM112 132V133H111ZM119 132V133H118ZM123 132H127V134H125V133H123ZM150 133V135H149V133ZM163 132V133H162ZM166 132V133H165ZM190 132V133H189ZM219 132H221V134H219ZM234 132H235V135H233L234 134ZM244 132V133H243ZM29 135H28V134ZM61 133V134H60ZM65 133V134H64ZM109 135H111V134H113V137H114V139H112V135H111V137H110V135L108 136L107 134ZM116 133H118L117 134V136H116ZM145 133H146V136H145ZM153 133V134H152ZM161 133V134H160ZM189 133V134H188ZM203 133H205V134H203ZM239 133V134H238ZM243 133V134H242ZM66 135L65 136V138L63 137L64 135ZM155 134V135H154ZM160 134V135H159ZM163 134V135H162ZM185 134H186V136H185ZM191 134V135H190ZM196 134V135H195ZM207 134V135H206ZM212 134H214V135H212ZM221 135V136H219V135ZM230 134V135H229ZM26 135H28V136H26ZM63 135V136H62ZM101 135V136H100ZM107 135V136H106ZM119 135V136H118ZM181 135H184V137H186V138H184L183 136H181ZM189 135H190V137H189ZM200 135V136H199ZM201 135H203L202 137H201ZM210 135H212V136H214V139H213V137L211 136V138H210ZM216 135V136H215ZM223 135V136H222ZM224 135H226V136H224ZM237 135V136H236ZM250 135V136H249ZM143 136H144V138H143ZM159 136V137H158ZM199 136V137H198ZM109 138L111 141H109V139L107 140L106 139V143H104V141H105V138ZM148 137H149V139H148ZM193 137H196V138H194L193 139ZM207 139V141H206V139ZM209 138V140H208V138ZM216 137V138H215ZM116 138V139H115ZM181 140H180V139ZM184 138V140L183 141H185V143L184 142H182V143H180L181 141H182V139ZM199 138V139H198ZM205 140H204V139ZM220 138V139H219ZM222 138V139H221ZM65 139V141H63L62 142V140H64ZM103 139V140H102ZM148 139V140H147ZM179 139V143H178V140ZM188 139H189V142L191 143H189L188 142ZM192 139V140H191ZM217 139V140H216ZM219 139V140H218ZM262 139V140H261ZM58 140H60V141H58ZM140 140V141H139ZM148 141V144L150 145V146H148V144H147V142H145V141ZM155 140V141H154ZM191 140V141H190ZM197 140V141H196ZM261 140V141H260ZM109 141V142H108ZM138 141V142H137ZM176 141H177V143H176ZM194 141V142H193ZM231 141V142H230ZM145 142V143H144ZM187 142V143H186ZM198 142V143H197ZM200 142V143H199ZM218 142V143H217ZM260 142V143H259ZM263 142V143H262ZM139 143V144H138ZM189 143V144H188ZM176 144H178V145H176ZM186 144H188V145H186ZM216 144V145H215ZM221 144V145H220ZM186 145V146H185ZM142 146V147H141ZM144 146V147H143ZM217 146V147H216ZM221 146V147H220ZM134 147H135V150L137 149L138 151H135V150H133L134 149ZM146 147V148H145ZM149 149H148V148ZM175 147V148H174ZM141 148V149H140ZM150 148H152V149H150ZM218 150H217V149ZM102 150V152H101V150ZM174 149L176 150V151H174ZM96 150V151H95ZM140 150V151H139ZM146 150V151H145ZM218 151V152H216V151ZM92 151H94V152H92ZM101 153H100V152ZM130 151V152H129ZM131 151H133V153H131ZM134 151H135V154H134ZM173 151V152H172ZM224 151V152H223ZM90 152V153H89ZM103 152V153H104ZM144 152V153H143ZM146 152V153H145ZM148 152V153H147ZM169 152V153H168ZM208 152H210V153H208ZM91 153H94V154H91ZM96 153V154H95ZM99 155H98V154ZM140 153V154H139ZM142 153V154H141ZM87 154H89V155H87ZM100 154H102V155H100ZM131 154V155H130ZM134 154V155H133ZM163 154H164V156H163ZM169 154H171V155H169ZM84 155H86V157L84 156ZM94 155V156H93ZM98 155V156H97ZM129 155H130V158H129ZM148 155V156H147ZM225 155H226V157H228V158H226L225 157ZM9 156H11V155H9ZM91 156V157H90ZM126 156V158H125V160H123V158ZM131 156H132V159H131ZM134 156L136 157V159L134 158ZM146 156V157H145ZM166 156H168V161H166V165L164 164L165 163V160H167V157ZM238 156H241V157H239L238 158ZM244 156V157H243ZM247 156V157H246ZM77 157V158H76ZM81 157H83V158H81ZM99 157V158H98ZM163 157V158H162ZM217 157H219L218 158V160H216V158ZM246 157V158H245ZM11 158V157H10ZM10 158H9V160H10ZM69 158V159H68ZM72 158H74V159H72ZM96 159V160H94V159ZM127 158H128V161H126L127 160ZM134 158V159H133ZM138 158V159H137ZM145 158V159H144ZM206 158H208L207 160H205ZM213 158V159H212ZM224 158V159H223ZM230 158H232V159H230ZM248 158V159H247ZM83 159H84V161H83ZM161 159V160H160ZM221 159H223V160H221ZM238 159H241L242 160V164L240 165L242 168L240 169L239 167L237 168V170H236V172L235 173H233L232 175H230L229 177H228V180H227V178H226V180L225 179H223V177H224V175L223 174H221V173H224V172H222V170H224V169H228V168H231L234 164H232V163H235ZM7 161L6 160V163H7V170H8V172L11 174H9V173H7L8 174V176L6 175V184H4V185H6V191H10V189H12V187H13V184H14V182H15V176H14V173H15V164L14 163H12L13 161H12V159L10 160V161ZM80 160V161H79ZM81 160L83 161V162H81ZM94 160V161H93ZM204 160H205V162H204ZM210 160V161H209ZM214 160V161H213ZM216 160V161H215ZM228 160H229V163L227 164V162H228ZM246 160V161H245ZM65 161V162H64ZM74 162V164H73V162ZM85 161H87V163H85L84 164V162ZM91 161L93 162V163H91ZM160 161H161V163H160ZM164 161V162H163ZM206 161H207V163H206ZM209 161V162H208ZM218 161V162H217ZM80 162V163H79ZM201 162H203V163H201ZM212 164H211V163ZM230 162H232V163H230ZM79 163V164H78ZM90 163H91V165H90ZM95 163V164H94ZM162 163L165 165H162ZM199 165H198V164ZM226 163V164H225ZM244 163H246V164H244ZM87 164V165H86ZM155 164V165H154ZM202 164H206L207 165V169H206V165H202ZM209 164V165H208ZM217 164V165H216ZM219 164H220V167H217V166H219ZM225 164V165H224ZM232 164V165H231ZM244 164V166H242ZM65 165V166H64ZM84 165L85 166H87V168L86 167H84ZM89 165H90V167H89ZM93 165V166H92ZM121 165H122V167H121ZM147 165H149V166H147ZM159 165V166H158ZM163 166V167H161V166ZM195 165H198V166H195ZM200 165H202V166H200ZM231 165V167H229ZM246 165V166H245ZM80 166H83V167H80ZM195 166V167H194ZM209 166V167H208ZM216 166V169L214 168ZM80 167V168H79ZM89 167V168H88ZM159 167V168H158ZM194 167V168H193ZM258 167V168H257ZM61 168V167H60ZM121 168V169H120ZM158 168V169H157ZM161 168V169H160ZM191 168V169H190ZM197 168V169H196ZM205 168V169H204ZM208 168H210V169H208ZM212 168V169H211ZM61 169V170H62ZM87 169V170H86ZM146 169V170H145ZM148 169V170H147ZM150 169V170H149ZM214 169V170H213ZM218 169V170H217ZM221 169V170H220ZM12 171V173H11V171ZM86 170V171H85ZM122 170V171H121ZM143 172H141V171ZM189 170H193L192 172H189L188 173V171ZM239 170H240V173H238L239 172ZM78 171H80L79 172V174H76V173H78ZM117 171H115V172H117ZM157 171H159V172H157ZM187 171V172H186ZM198 171V172H197ZM214 171V172H213ZM242 171V172H241ZM83 172V173H82ZM135 172V173H134ZM137 172V173H136ZM186 172V173H185ZM194 172H195V175H194ZM198 174H197V173ZM210 172H213V182L216 184V188H220V189H217V192L219 193V192H221V193H216V194H218L219 196H217L216 194H215V196L217 197H214L213 199H215V200H212L213 202H211V203H213V204H211V208H210V204L209 205H207L206 206V211L203 213V217H202V219L204 218V220L202 221V219H201V217L198 219V221H197V225H195L194 226V228L195 229H193V231H192V233L186 238V235L185 234H183L181 231L183 230V227H184V225H185V223L187 222L186 220H188V218H190V217H193L194 216V210H192L191 208V205H192V202H193V199L195 198V196L197 197V195L199 194V193H202V190H199V189H201V188H204L207 184H208V181H209V173ZM220 172V173H219ZM128 173V174H127ZM130 173V174H129ZM131 173H132V175H134L133 177H130L131 176ZM191 173H192V176H190L191 175ZM216 173H217V175H216ZM84 174V175H85ZM121 174V175H120ZM122 174H124V175H122ZM146 174H149V175H147L146 176ZM186 174V175H185ZM188 174V175H187ZM238 174V175H237ZM239 174H243V175H239ZM81 175V176H80ZM116 177L115 179H114V176ZM129 175V176H128ZM143 175H145V176H142ZM151 175H153V176H151ZM185 175V176H184ZM193 175H194V177H193ZM198 175V176H197ZM216 175V176H215ZM219 175V176H218ZM220 175H221V177H220ZM245 175V176H244ZM81 178H80V177ZM120 176H121V178H122V176H124L122 179L120 178ZM137 176V177H136ZM138 176H139V178H138ZM180 176V177H179ZM189 177L188 178V180H186V178L187 177ZM8 177V178H7ZM76 177V178H75ZM77 177H79L78 179H77ZM112 177H113V179L116 181V182H114L113 181V179H112ZM119 179H118V178ZM182 177H183V179H182ZM198 177V178H197ZM222 179V180H220V178ZM233 177V178H232ZM112 180H111V179ZM137 178V179H136ZM141 178V179H140ZM143 178V179H142ZM147 180H146V179ZM154 178V179H153ZM179 178H181L180 180H182V181H184V182H181L180 180H179ZM216 178V179H215ZM240 178V179H239ZM244 178V179H243ZM12 179H13V181H12ZM121 179V180H120ZM138 179H139V181H138ZM192 179V180H191ZM206 179H208V180H206ZM218 179V180H217ZM78 180V181H77ZM79 180H81V181H79ZM119 180V181H118ZM141 180V181H140ZM191 180V181H190ZM206 180V181H205ZM243 180V181H242ZM8 181V182H7ZM10 181V182H9ZM75 181V182H74ZM107 181H108V183H107ZM111 181V182H110ZM112 181L114 182V183H112ZM135 181V182H134ZM152 181H154V182H152ZM188 181H189V184H188ZM56 182H57V184H56ZM73 182V183H72ZM77 182V183H76ZM79 182H81L80 184H78ZM120 182V183H119ZM138 182V183H137ZM141 182V183H140ZM181 182V183H180ZM186 182V183H185ZM190 182H191V184H190ZM220 183V185H219V183ZM70 183V184H69ZM104 183V184H103ZM116 183V184H115ZM140 183V184H139ZM225 185H224V184ZM7 184H11V186L8 188V186H7ZM72 184V185H71ZM77 184V185H76ZM114 186H113V185ZM119 184V185H118ZM138 186H137V185ZM143 184V185H142ZM186 186H185V185ZM104 185H106L105 187H104ZM110 187H109V186ZM141 185V186H140ZM145 185V186H144ZM148 185V186H147ZM153 185V186H152ZM183 185V186H182ZM53 186H56V187H53ZM78 187V189H77V187ZM81 186V187H80ZM117 186V187H116ZM119 186V187H118ZM132 187V189H131V187ZM151 186L153 187V188H151ZM180 186H179V188H180ZM221 186V187H220ZM232 186V187H231ZM73 187H74V189H73ZM108 187V188H107ZM129 187H130V189H129ZM136 189H135V188ZM146 187V188H145ZM191 187V188H190ZM225 187H226V189H227V187H228V190H226L225 189ZM7 188H8V190H7ZM99 188H100V190H99ZM109 188H111V189H109ZM142 188V189H141ZM147 188H149V189H147ZM189 188H190V190H189ZM192 188H194V189H196L195 191H194V189H192ZM231 188V189H230ZM139 191H138V190ZM141 189V190H140ZM150 189H151V191H150ZM171 190H169V191H172L171 193H174L176 190H173L174 188L173 187H171L170 188ZM191 189H192V191H191ZM76 191V193H75V191ZM96 190V189H95ZM104 190V191H103ZM130 190V191H129ZM134 190V191H133ZM136 190H137V192H136ZM56 191V192H55ZM133 191V192H132ZM145 191H146V193H145ZM189 191V192H188ZM224 191V192H223ZM227 191V192H226ZM50 192V193H49ZM60 192V193H59ZM102 192V193H101ZM131 192V193H130ZM139 192V193H138ZM142 192V193H141ZM224 194H223V193ZM57 193V194H56ZM136 193V194H135ZM141 193V194H140ZM145 193V194H144ZM191 193H192V195H191ZM196 193V194H195ZM51 194H52V196H51ZM54 194V195H53ZM131 194V195H130ZM191 196H190V195ZM195 194V195H194ZM59 195V196H58ZM136 195V196H135ZM163 195V194H162ZM159 195V196H161V197H163V196H166L167 195V199H169L170 197H171V195H170V193H166L165 195ZM186 195V196H185ZM194 195V196H193ZM199 195H201V194H199ZM198 195V196H199ZM57 196L60 198H57ZM133 196V197H132ZM139 198H138V197ZM142 198H141V197ZM185 196V197H184ZM44 197V198H43ZM46 197H48V199L46 198ZM51 197V198H50ZM53 197V198H52ZM127 197H128V200H127ZM134 197H135V199H134ZM144 197V198H143ZM147 197V198H146ZM169 197V198H168ZM188 197V198H187ZM225 197V198H224ZM55 199H56V201H55ZM136 199H137V201H136ZM140 199V201H139V203H137L138 202V200ZM142 199V200H141ZM147 199H148V201H147ZM47 200V201H46ZM53 200L55 201V203L53 202ZM143 200H146L145 202V205L144 204H142L143 202ZM187 202H186V201ZM218 200V201H217ZM44 201V202H43ZM46 201V202H45ZM52 201V202H51ZM66 201V199H64L59 205H57V209H58V211H59V209L61 210L62 208H64L65 207V202ZM131 201V202H130ZM133 201V202H132ZM183 201V202H182ZM214 201H216V203H214ZM49 202H50V204H49ZM65 202V203H64ZM93 204H92V203ZM141 202V203H140ZM151 202V203H150ZM185 202V203H184ZM47 203H48V208H47ZM53 203V204H52ZM87 203V204H86ZM131 203V204H130ZM147 203H150L149 205L147 204ZM262 203V204H261ZM62 204V206H60ZM97 205V207L96 206H94V205ZM130 204V205H129ZM137 204H139V205H137ZM189 205L188 207H187V205ZM248 204V205H247ZM91 205V206H90ZM147 205V206H146ZM151 205V206H150ZM155 207V209H154V207ZM214 205V206H213ZM228 205V206H227ZM251 205V206H250ZM51 208H50V207ZM141 206V207H140ZM149 206V207H148ZM209 206V207H208ZM80 207V208H81ZM88 207V208H87ZM138 207V208H137ZM143 207V208H142ZM151 207V208H150ZM187 207V208H186ZM189 207H190V209H189ZM215 207V208H214ZM253 207V208H252ZM43 208V209H42ZM92 208V210H90ZM97 208V209H96ZM121 208V209H120ZM139 208H141V209H143V210H141V209H139ZM212 208H213V210H212ZM94 209V210H93ZM136 209V210H135ZM139 209V210H138ZM146 209H147V211H146ZM149 209V210H148ZM154 209V210H153ZM183 209H185V210H183ZM256 209H257V211H256ZM75 210V211H74ZM86 210V211H85ZM98 210V211H97ZM120 210V211H119ZM191 210H192V214H191ZM88 211V212H87ZM94 211V212H93ZM124 212V213H122V212ZM126 211V212H125ZM128 211V212H127ZM144 211V212H143ZM146 211V212H145ZM174 211H175V209H174ZM208 211H210V212H208ZM251 211V212H250ZM33 214H32V213ZM43 214H42V213ZM91 214H90V213ZM140 212H142V213H140ZM190 212V215L188 214ZM211 212H213V214L211 213ZM47 213H48V215H47ZM74 213V214H73ZM117 213V214H116ZM118 213H120L121 215H119ZM252 213V214H251ZM254 213V214H253ZM68 214H67V216H64L65 218H68V217H70V216H68ZM72 214V215H71ZM90 214V215H89ZM122 214H124V215H122ZM127 214V215H126ZM131 214V215H130ZM144 214V215H143ZM146 214V215H145ZM185 214H187L186 215V219H185ZM32 215V216H31ZM46 217H45V216ZM150 215V216H149ZM167 215H168V217L170 218H168L167 217ZM193 215V216H192ZM205 215V216H204ZM208 215V216H207ZM34 216V217H33ZM44 216V217H43ZM125 216V217H124ZM132 218H131V217ZM178 216V217H177ZM222 216H224V218L222 217ZM8 216L6 215V226H7V221H8V218H7ZM41 217H43V218H41ZM116 217V218H115ZM168 218V220H167V218ZM182 217V218H181ZM209 219H208V218ZM219 217V218H218ZM238 217H239V219H238ZM45 218V219H44ZM48 218V219H47ZM89 218V219H88ZM148 218H149V220H148ZM166 218V219H165ZM178 218H180V220L178 219ZM184 218V219H183ZM209 220H207V219ZM218 218V219H217ZM231 218H233V219H231ZM64 219V218H63ZM114 219V220H113ZM118 219V220H117ZM131 219V220H130ZM182 219H183V221H182ZM221 219V220H220ZM235 219H237L236 221L237 222H234L235 221ZM31 220V221H32ZM38 220V221H37ZM88 221V223L91 225V226H89V224H87V221ZM93 220V221H92ZM173 220H175L174 222H173ZM177 220V221H176ZM207 220V221H206ZM216 220H217V222H216ZM233 220V221H232ZM239 220V221H238ZM126 221H127V223H126ZM170 221H172V222H170ZM180 221V222H179ZM223 221V222H222ZM253 221V222H252ZM46 222H47V224H46ZM113 222H115V223H113ZM119 222V223H118ZM178 222V223H177ZM202 222L204 223V225L202 224ZM249 222V223H248ZM131 223V224H130ZM212 223H215L216 225H213V227H212V225L211 226H209L210 224H212ZM35 224H37V225H35ZM113 224V225H112ZM229 224V225H228ZM249 224V225H248ZM35 225V226H34ZM127 225V226H126ZM171 226V228H170V226ZM173 225L175 226V227H173ZM232 225H234L233 226V228L235 229H233L231 226ZM57 226H60V227H57ZM109 226V228L107 229V228H105V227H108ZM115 226V227H114ZM159 226V227H158ZM196 226H197V228H196ZM208 226V227H207ZM218 226H220V227H218ZM81 227H83L84 229H81ZM91 227V228H90ZM112 227H114V228H111ZM120 227H122V229L120 228ZM165 227V228H164ZM200 227V228H199ZM206 227V228H205ZM217 227V228H216ZM105 230H104V229ZM117 228V229H116ZM167 228V230H165ZM168 228H170V229H168ZM200 230H199V229ZM201 228H202V230H201ZM208 228V229H207ZM216 228V229H215ZM45 229V230H44ZM86 229V230H85ZM91 229V230H90ZM113 229H115V230H113ZM118 229H119V231H118ZM172 229V230H171ZM198 229V230H197ZM205 229H206V231H205ZM209 229H211V230H209ZM238 229V230H237ZM247 229V230H246ZM48 232H47V231ZM53 230V231H52ZM57 230V231H56ZM60 232H59V231ZM82 230V231H81ZM92 230H93V232H92ZM110 230V231H109ZM121 230V231H120ZM178 230V231H180L182 234H179V232L176 231ZM241 230V231H240ZM246 230V231H245ZM251 230H253V232L251 231ZM257 230V231H256ZM55 231V232H54ZM102 233H101V232ZM103 231H105V232H103ZM106 231H107V233H106ZM114 231V232H113ZM156 231H158V232H156ZM172 231V232H171ZM174 231V232H173ZM194 231H197L198 233H200V235L202 234V233H204V232H207V233H204L203 235H199L197 232H194ZM209 231V232H208ZM212 231V232H213ZM237 233H236V232ZM258 231H260V232H258ZM6 232H7V230H6ZM46 232V233H45ZM52 232V233H51ZM57 232V233H56ZM59 232V233H58ZM250 232H251V234H250ZM98 233V234H97ZM111 235H110V234ZM165 233H168L167 235L165 234ZM260 233V234H259ZM25 234V233H24ZM23 234V235H24ZM53 236H52V235ZM56 234V235H55ZM83 234H84V236H83ZM97 234V235H96ZM157 234V235H156ZM158 234H161V235H158ZM174 234V235H173ZM237 234V235H236ZM258 235V237L257 236H254L253 237V235ZM100 235V236H99ZM103 235V236H102ZM107 235V236H106ZM166 237H165V236ZM171 235H173V236H171ZM177 235H179L178 237H177ZM184 236V237H180V236ZM196 235V236H197ZM6 242H7V240H8V234H6ZM73 236H76L75 238L73 237ZM83 236V237H82ZM98 236V237H97ZM228 235H227V237H226V241L228 240V237H229ZM232 236H230V238L232 237ZM54 237V238H53ZM77 237H81V238H77ZM86 237V236H85ZM107 237V238H106ZM162 237V238H161ZM175 237H177V238H175ZM179 237L181 238V239H179ZM234 237H232L231 239L229 238V240H234L235 238ZM252 237V238H251ZM256 237V238H255ZM99 238V239H98ZM101 238V239H100ZM173 238V239H172ZM37 239L40 241H37ZM52 239V240H51ZM71 239V240H70ZM80 239V240H79ZM95 239V240H94ZM97 239V240H96ZM106 239V240H105ZM157 239H159L158 240V242H157ZM199 239L201 240L199 243H198V241H199ZM260 239V238H259ZM49 240V241H48ZM60 240H62L61 242H62V244H63V241L65 242V244L64 245H62L61 244V242H60ZM72 240H73V244L71 245V243H72ZM74 240H77V241H74ZM103 240H105V241H103ZM162 240V241H161ZM177 240V241H176ZM182 240H184V241H182ZM228 240V241H229ZM100 241V242H99ZM48 242V243H47ZM53 242H54V244H53ZM60 242V243H59ZM68 242L70 243V246L68 247ZM76 242V243H75ZM98 242V243H97ZM102 242V243H101ZM104 242V243H103ZM173 242V243H172ZM57 243V244H56ZM97 245H96V244ZM164 243V245H163V247H162V244ZM202 243V244H201ZM34 244H35V246H34ZM50 244V245H49ZM56 244V245H55ZM66 244H68L67 245V247H65L66 246ZM91 244V245H90ZM161 244V245H160ZM36 245H38V246H36ZM53 245H55V246H53ZM94 245V246H93ZM101 245H102V247H101ZM49 246H50V249L52 250H49ZM52 246V247H51ZM59 246V247H58ZM62 246H64L63 247V249H62ZM35 247V248H34ZM39 247V249H37ZM48 247V248H47ZM55 249H54V248ZM59 249H58V248ZM92 249H91V248ZM98 247H100V248H98ZM197 247V248H198ZM47 248V249H46ZM67 250H65V249ZM88 248H89V250H88ZM98 248V249H97ZM164 248V249H163ZM170 248V249H169ZM160 249H161V251H162V249H163V251H162V253H161V251H160ZM167 250V252L168 253H166L165 254V252H166V250ZM49 250V251H48ZM58 250H64L65 251V254H64V252L62 253L61 251H58ZM69 250V251H70ZM88 250V251H87ZM92 250V251H91ZM43 251V252H42ZM46 251V252H45ZM134 251V252H133ZM138 251V253H135V252H137ZM146 251V252H145ZM155 251L156 252H158V254L157 253H155ZM160 251V252H159ZM211 251V250H210ZM209 251V252H210ZM216 251V250H215ZM214 250L213 251H211L210 253L208 252V253H206V254H204V258L202 257L201 259V261H199V264L200 263H202L203 262V259H208L210 256L208 255V254H211V253H213V252H215ZM40 252H42L41 254H40ZM59 254H58V253ZM68 252V253H67ZM140 252V253H139ZM153 252H154V255H153ZM43 253H45L44 255H43ZM51 253V254H50ZM61 253V254H60ZM135 253V254H134ZM148 253V254H147ZM152 253V254H151ZM258 253H260V252H258ZM63 254V255H62ZM127 254V255H126ZM142 254H145V255H142ZM157 254V255H156ZM170 254V255H169ZM255 254H257V252L255 253ZM46 255V256H45ZM48 255V256H47ZM58 255V257H56ZM135 255H136V257H135ZM141 255V256H140ZM148 255V256H147ZM155 255H156V258H155ZM166 255V256H165ZM183 255H185V254H183ZM260 255H261V260H263V261H261V260H259L260 258ZM260 255H258L257 254V256L255 255V257L258 259V261H261L260 262V264H264V259H263V257H264V253L263 252H261V254ZM138 256V257H137ZM146 256V257H145ZM151 256V257H150ZM152 256H153V258H152ZM163 256V257H162ZM170 256V257H169ZM178 256V255H177ZM205 256H207V257H205ZM63 257V258H62ZM128 257V258H127ZM141 257V258H140ZM36 258V259H35ZM56 258V259H55ZM59 258V261L57 260ZM132 258V260H130ZM159 258V259H158ZM164 260H163V259ZM54 259V260H53ZM60 259H61V262H60ZM63 259V260H62ZM125 259H128V260H126L125 261ZM153 259H155V261L153 260ZM161 259V260H160ZM81 260V259H80ZM80 260H78V262L80 261ZM135 260V261H134ZM137 260V261H136ZM138 260H140V261H138ZM153 260V262L151 263V261ZM25 263H24V262ZM21 263H19V264H26V262H27V260H23ZM29 261V260H28ZM35 261V262H34ZM56 261V262H55ZM141 261H142V263H141ZM148 261V262H147ZM150 261V262H149ZM160 261V262H159ZM205 261V260H204ZM59 262V263H58ZM147 262V263H146ZM162 262V263H161ZM113 262L111 263V264H114ZM123 263H121V264H123Z\"/></svg>","mask_w":264,"mask_h":264},{"label":"bare ground","instance_id":"6f19581e","mask_svg":"<svg viewBox=\"0 0 264 264\" xmlns=\"http://www.w3.org/2000/svg\"><path fill=\"white\" fill-rule=\"evenodd\" d=\"M126 1V0H125ZM152 0H150V2H151ZM158 1H159V3L160 2H162L160 5H162V6H160V8L159 9H162V10H160V11H158L159 9L157 8V9H154L153 11H156L157 13L156 14H153L154 16H149L148 17V15H147V17L145 18L144 17V19H141V20H137V18L136 17H134L135 19L134 20H124V22H120V24H118L117 26H116V32L117 33H119L120 35H122V37L124 38V40H122L123 42L122 43H119L118 44V42H117V46H119V47H123V46H125V45H123V44H125L124 42H126L127 40H129L130 39V41H131V39H132V37L133 36H136V37H138V36H147V35H155L156 36V34H160V33H162L163 34V31H164V29L168 26V25H170V24H176V23H179V22H185V25L186 24H189V23H192V24H194L192 27V29L190 28V30L187 32V34L186 35H188V36H190V31L192 30L193 31V29L194 28H196V26L198 27V25L199 24H201V26L204 24H202V22H204L203 20L204 19H206L207 17H208V15L210 14V16H213L212 14H215V13H217L218 12V14L219 13H221L223 10H224V8L223 7H218V4H220V1L221 0H213L212 2H210V3H212L210 6H211V9L213 8V10L210 12V8H205L203 11H201L200 13H195L194 15H191L190 14V10H191V7L195 4V2H194V0H154V2H157L158 3ZM206 1H208V0H200V3H201V5L203 6V4L202 3H205ZM223 1H225V2H223ZM222 1V3H225V6H226V8L228 7L229 8V6H231V5H233V4H235V3H239V2H242V4H244L243 3V1L244 0H223ZM247 1V0H246ZM250 0H248V2H249ZM253 1V0H252ZM251 1V2H252ZM254 1H256V0H254ZM259 1V0H258ZM261 1V0H260ZM49 2V1H48ZM65 3H66V1H64ZM68 2V1H67ZM153 3V2H152ZM151 3V4H152ZM158 3V4H159ZM183 3H187L188 4V6L187 7H185L184 5H183ZM198 3V2H197ZM259 3V2H258ZM110 4V3H109ZM249 4H250V2H249ZM252 4H256V3H253L252 2ZM260 4V3H259ZM264 4V2L262 3V4H260V5H263ZM54 5V4H53ZM120 5H123V3L122 4H120ZM135 5V4H134ZM153 5H154V3H153ZM156 5V4H155ZM199 5V4H198ZM200 5V7H202ZM212 5H213V7H212ZM237 5H239V4H237ZM237 5H235L233 8H236V6ZM67 6V5H66ZM90 6V5H89ZM97 6V5H96ZM111 6V5H110ZM145 6V5H144ZM158 6V5H157ZM222 6H223V4H222ZM245 6L246 5H244V8H245ZM69 7V6H68ZM88 7V6H87ZM115 7V6H114ZM150 7V6H149ZM238 7V6H237ZM259 7V6H258ZM153 8V7H152ZM203 8V7H202ZM223 8V9H222ZM14 9V8H13ZM70 10H71V15L70 16H65L63 19L65 20L64 22L65 23H67L68 21L69 22H71L73 19H76V17H78L77 19H79V17L81 18L82 16H84L85 15V9H84V7H82V5L81 6H79V5H72L70 8H69ZM128 9V8H127ZM197 9V8H196ZM239 9V8H238ZM241 9H243L242 7H241ZM262 9H264V7L262 8ZM152 10V9H151ZM220 10H222L221 12H220ZM227 10V9H226ZM231 10V9H230ZM234 10V9H233ZM232 10V11H233ZM236 11H237V8L235 9ZM18 11V10H17ZM197 11V10H196ZM240 11V10H239ZM239 11H238V13H239ZM244 11V10H243ZM258 11H260V10H258ZM264 11V10H263ZM228 12H230V11H228L227 10V12L226 13H228ZM241 12H242V10H241ZM70 13V12H69ZM154 13V12H153ZM225 13V12H224ZM231 13H235L234 11L233 12H231ZM237 13V14H238ZM259 13V12H258ZM8 14V13H7ZM88 14V13H87ZM147 14V13H146ZM190 14V15H189ZM228 14H230V13H228ZM249 14H251V13H249ZM256 14V13H255ZM64 15V14H63ZM134 15V14H133ZM142 15V14H141ZM226 15V14H225ZM246 15V14H245ZM248 15V14H247ZM257 15V14H256ZM17 16V15H16ZM143 16V15H142ZM228 16V15H227ZM127 17V16H126ZM129 17V16H128ZM128 17H127V19H128ZM131 17V16H130ZM216 17V15H214V18ZM226 17V16H225ZM224 17V18H225ZM237 17V16H236ZM243 17H244V15H243ZM242 17V18H243ZM247 17V16H246ZM248 17H249V15H248ZM117 18V17H116ZM138 18H139V16H138ZM210 18V17H209ZM212 18V17H211ZM214 18H212L213 20H214ZM218 19L219 18H221V16L219 17H217ZM223 17L221 18V19H224ZM230 18V17H229ZM232 18V17H231ZM231 18L229 19V20H231ZM249 18H251V17H249ZM2 19V18H1ZM112 19V18H111ZM119 19H121V18H119ZM124 19H126V18H124ZM140 19V18H139ZM212 19H210V20H212ZM218 19H216V20H218ZM247 19V18H246ZM252 19V18H251ZM216 20H215V22H216ZM220 20V19H219ZM229 20H228V18H227V21L229 22ZM244 20H245V18L243 19V22H244ZM253 20V19H252ZM75 21V20H74ZM73 21V22H74ZM121 21V20H120ZM209 20H207V21H205V22H208ZM242 21V20H241ZM248 21H251V20H248ZM13 22V21H12ZM58 22H59V20H58ZM63 22V21H62ZM64 22H63V24H64ZM76 22V21H75ZM74 22V23H75ZM111 22L113 23V20H111ZM118 21L116 20V22H115V24L117 23ZM212 22V21H211ZM211 22H209L208 24H210ZM217 22H219V21H217ZM220 22H221V20H220ZM219 22V23H220ZM119 23V22H118ZM214 23V22H213ZM225 23H227L226 21H225ZM242 23V22H241ZM245 23V22H244ZM246 23H247V21H246ZM114 24V23H113ZM206 24V23H205ZM216 24V23H215ZM215 24H212L213 26L215 25ZM228 24V23H227ZM250 24H251V22H250ZM32 25V24H31ZM67 25V24H66ZM71 25V24H70ZM184 25V26H185ZM211 25V26H212ZM222 25H224V23H223V21H222V23H221V27H222ZM244 25H249V24H244ZM62 26V25H61ZM212 26V27H213ZM24 27V26H23ZM63 27V26H62ZM104 27V26H103ZM169 27V26H168ZM176 27H178V26H176ZM204 27V26H203ZM207 27V26H206ZM210 27V25L208 26V28ZM221 27L217 24V25H215V27H213V29L212 30H210L211 32H213V33H216V32H218L220 29H221ZM227 27V29H228V26H226ZM229 27H230V25H229ZM13 28V27H12ZM16 28V27H15ZM43 28V27H42ZM112 28H113V26H112ZM205 28V27H204ZM223 28V27H222ZM168 29V28H167ZM172 29V28H171ZM176 29H178V28H176ZM182 29V28H181ZM206 29V28H205ZM205 29H204V31H205ZM210 29V28H209ZM209 29H207L208 31H209ZM173 30H175V29H173ZM196 30V29H195ZM198 30V29H197ZM222 30V29H221ZM221 30H220V32H221ZM20 31H22L21 29H20ZM31 31V30H30ZM43 31V30H42ZM114 31V30H113ZM179 31V30H178ZM178 31H176V35H177V32ZM203 31V32H204ZM13 32H15V31H13ZM18 32V31H17ZM32 32V31H31ZM111 32V31H110ZM172 32H174V31H172ZM180 32V31H179ZM194 32V31H193ZM192 32V33H193ZM228 32H229V34L228 35H230V30H228ZM53 33V32H52ZM114 33V32H113ZM169 33H170V30H169ZM175 33V32H174ZM196 33V32H195ZM6 34V33H5ZM21 34V33H20ZM19 34V35H20ZM161 34V35H162ZM166 34V33H165ZM173 34V33H172ZM185 34V33H184ZM221 34V33H220ZM219 34V35H220ZM225 34L226 33H224V36H225ZM3 35V34H2ZM8 35V34H7ZM39 35V34H38ZM111 35V34H110ZM114 35H115V33H114ZM161 35H158V36H161ZM164 35V34H163ZM162 35V36H163ZM169 35V34H168ZM167 35V36H168ZM176 35L174 36V38L176 37ZM183 35V34H182ZM197 35V34H196ZM212 35V34H211ZM83 36V35H82ZM113 36V35H112ZM157 36V37H158ZM166 36V35H165ZM166 36V37H167ZM171 36V35H170ZM202 36V35H201ZM204 36H205V34H204ZM206 36H208V32H207V35ZM111 37V36H110ZM114 37V36H113ZM112 37V38H113ZM122 37H118V38H122ZM148 37V36H147ZM146 37V38H147ZM185 37V36H184ZM183 37V38H184ZM191 38H192V36H190ZM197 37V36H196ZM196 37H194L193 39H195ZM209 37H210V34H209ZM218 37H220V36H217L216 38H218ZM225 37H227V36H225ZM225 37H224V39H225ZM17 38H19L18 36H17ZM111 38V39H112ZM145 38V39H146ZM153 38V37H152ZM164 38V37H163ZM185 38H188V37H185ZM211 38V37H210ZM215 38V39H216ZM233 38V37H232ZM11 39V38H10ZM116 39V38H115ZM134 40H135V38H133ZM173 39V38H172ZM192 39V40H193ZM198 39H199V37H198ZM220 39V38H219ZM221 39H223V37L221 36ZM229 39H231V38H229ZM234 39V38H233ZM28 40V39H27ZM85 40V39H84ZM118 40H120V39H118ZM117 39H116V41H118ZM140 40H142V37H141V39ZM151 40V39H150ZM158 40V39H157ZM164 40H167V39H164ZM169 40V39H168ZM167 40V41H168ZM185 40H189V39H185ZM185 40H183L184 42H185ZM206 40H207V38H206ZM228 40V39H227ZM226 40V41H227ZM17 41V40H16ZM137 41H139V40H137ZM154 41H156L155 39H154ZM161 41V40H160ZM159 41V42H160ZM171 41V40H170ZM179 41V40H178ZM181 41H182V39H181ZM232 41V39L230 40V42ZM241 41V40H240ZM11 42V41H10ZM113 42H115L114 40H113ZM128 42V41H127ZM135 42V41H134ZM142 43V41H139V43ZM149 42V41H148ZM187 42H189V41H187ZM194 41H192V42H190V43H193ZM196 42H197V40H196ZM202 42H203V39H202ZM206 42V41H205ZM15 43V42H14ZM58 43V42H57ZM136 43V42H135ZM154 43V42H153ZM161 43V42H160ZM159 43V44H160ZM163 43H164V41H163ZM177 43V42H176ZM182 43V42H181ZM223 43V45H224V43L225 42H222ZM229 42H227V44H228ZM18 44V43H17ZM34 44V43H33ZM74 44H76V43H74ZM73 44V45H74ZM110 44H113V45H106V46H103V47H98L97 45L96 46H92V47H90V50L89 51H87V52H85L84 54H86V55H84V54H82V57H78V56H75L74 55V57H70L69 59H67L66 61H62V62H65L66 64H65V66H56V65H58V62L55 60V57H51V58H48V59H40V58H38V59H26V60H23V61H21V62H18L17 64L18 65H25V66H23L22 67V71H25L24 73H21V70L19 69H17V70H14V67H12L9 63L7 64V62H6V53L5 54H3V52H2V54H1V56L2 55H4V58L5 59H3L2 61H0V264H19V263H21L23 260H27V262H26V264H33V261H30L31 259H30V254L32 255V253H34L35 252V250L34 249H32V247H33V243H34V241H35V238H37V237H39L40 235H42L41 233V230H40V226H43L45 223V221H42L43 219H41V222H39L38 220V222L37 223H39V225H37V224H35V225H37L36 227H34L33 229L32 228H30L31 227V224L35 221L36 222V220H30V214H29V216L27 215L29 212H27L28 211V209L31 207V208H34V209H32L33 211H34V215H35V212H37V215H36V217L38 216V214H39V212L41 211V207H42V202H40V198L43 196V195H46V193L48 192V191H50V189H52L51 188V186L55 183V181H57L58 182V184H57V182H56V184H57V186L59 187V188H57V189H59V191H61V195L60 196H62V197H58L57 196V198H59L60 199V201L57 203V205H59L64 199H66V203H65V207L64 208H62L61 210L59 209V211H58V209H57V205L56 206H52L51 204H50V202H49V204L51 205V207H52V209H49L50 210V212H48V213H51V215L49 216V221H48V225H50V226H52V225H58V224H61V233H59V234H55L56 236H55V239L56 240H58V239H64V238H66V240H67V238L68 237H70V236H72L74 233H75V231L77 230L78 231V228H80V226H83V222H84V220H85V217H86V215H87V217H90V216H88V214H86L85 216H84V211L82 210L84 207H86V206H83L84 205V203H82L81 205L83 206V208L81 207V205H78V206H80L79 207V210H78V212H80L78 215L76 214V215H72V216H70L68 213H69V211L70 210H73V209H77V207H76V205L79 203V201L80 202H87L88 201V199H96V202L95 203H97V201H98V203L100 204V206L101 207H99L98 209H99V211L97 212V214H95L94 213V216H95V218H94V221H93V225H94V227H93V229L94 228H102V226H104V225H107L106 223H108L110 220H111V218H112V216L115 214V212H116V210L117 209H119L118 207L120 206V205H122V204H124L125 203V201H126V198H125V196L122 194V190L124 189V188H126L128 185H130L131 183H132V180L131 179H126L125 180V177L124 176H122V178L124 179H122L121 178V176H120V178L123 180V182H122V184H121V187H119V188H114V189H112V190H109V191H105V192H101L102 194H101V197H100V194H96V195H94V193H95V191H97V188H98V186L99 187H101L102 186V181H104V183H106L105 182V180H106V178L109 176V175H111V173H113L114 172V174H116V173H118V169H119V164H121L120 163V161H122V156H123V154L125 153V152H127L128 151V149H130V147H132V146H134V144L136 145V138L140 135L139 134V132L143 129V126L145 125L146 126V124H145V122H144V120L142 119V118H139V117H137L139 120H137V124H136V127L135 128H131L130 126H129V128H131V129H134V131L131 133V132H129V130H128V132L129 133H131V134H127V132L125 133V132H123V133H125V134H127V135H124V136H122V130H120V134H121V137L119 136V138L117 139V140H112L113 142H110V143H108L106 146H107V150L104 152V150H103V152H102V150H101V152H102V154H100V155H102L100 158H99V160H97L98 161V163H97V165H95V166H93L89 171V174H87V172H86V174H85V172H84V174H81V175H83V176H79L81 179H82V184H83V186H82V189L78 192L77 191V194H71L72 193V191H71V193L68 191L69 189H67V191H66V189H65V185L68 183V182H71V181H73L74 180V173H75V167L74 166H76L75 164L77 163H75L74 164V162H73V164L74 165H69L67 168H63L62 169V167L63 166H61V164H62V162H63V159L65 160V156H64V154H69L70 153V155H71V153H76L78 156H82L83 154H85V153H88L87 151H90V150H93V149H98L103 143L102 142H96L95 143V141H96V139H97V137H99V134H100V131H99V123H100V120L101 119H103L102 117H103V115L105 114V112L106 111H108V109H109V107L113 104V103H116L118 100H123V99H125L126 98V96H128L127 94L130 92V90L131 89H133L138 83L140 84L141 82H138V78L136 79L135 78V76H134V70L136 69V67H137V65H136V63L135 64H133V62H132V60L133 59H130V60H128L127 59V65H124V66H127V68H126V71H128L127 72V74H126V76L124 77L123 76V78L121 79L120 78V81L116 84V85H112L113 86V88H111L112 89V91H111V93L110 94H105L104 95V97L102 98V100L97 104L96 103V107H97V109H96V111L93 113V114H90V112L89 111H85V113H83V112H81V113H83L84 114V118H88V121L87 122H84V121H82V122H79L78 123V125L76 126V128L75 129H72L71 130V133H70V135L68 136V134H67V136L66 135H62L64 138H65V136L66 137H69L66 141H65V139L64 140H62V142L63 141H65V142H63V143H60V142H57L56 140L58 139L57 138V127L55 128V126H58V121L60 120V119H62V117H64V115H70L71 113H74L73 112V106L75 105V103H74V101L76 100V97L80 94V93H82V92H84L85 90H87V89H91L90 90V92H92V91H94L95 89L93 88V90H92V88H91V85H92V83L94 82L93 81V75H94V73H93V75L91 76L90 75V73H89V75L85 78V79H83V80H80V78L78 77V74L81 72H78V73H76L77 72V70H80V69H82V70H85L86 68H88V67H91L92 65H94L95 66V64L97 63L98 64V62L101 60V59H108V58H110V57H112V56H114V55H116L117 53H120V52H124V53H126V51L129 49L130 50V48H128L127 50L126 49H124V50H121V51H111V52H109L110 51V48H112L113 46H115L114 45V43H110ZM143 45H145V44H148V43H145V42H143L142 43ZM174 44V43H173ZM183 44V43H182ZM185 44V43H184ZM199 43L197 42V45H198ZM201 44V43H200ZM203 44V43H202ZM226 43H225V45H227ZM231 44V43H230ZM229 44V45H230ZM237 45H238V43H236ZM16 45V44H15ZM85 45V44H84ZM154 45H155V43H154ZM176 45V44H175ZM192 46H194V44H191ZM222 45V48L224 47H227V46H223ZM233 45H234V43H233ZM1 46H2V44H1ZM6 46V45H5ZM14 46V45H13ZM189 46V45H188ZM187 46V47H188ZM199 46V45H198ZM198 46L196 47L197 49H198ZM221 45H220V42H219V40L217 41V40H214V39H211V40H209V41H207L205 44H204V46L202 47V46H200V47H202V49L201 50H199L198 52L197 51H195L196 49L195 48H193V50L195 51L193 54H188V56L187 55H184V57L185 56H187L186 57V59L184 58V57H182V58H184L185 60L184 61H182V63L180 64V66H179V68H178V70L177 69H175L174 67L172 68V70L174 69V70H176L177 72H175V75H174V73H173V75H174V80H188V79H190L191 77H193L192 79H193V81L194 80H196V78L199 76V78H200V80H201V77L202 78H204L202 75H198L197 74V72L195 73V74H197L198 76H196V78L194 77V76H192V73H193V71H195L194 69H195V67H197L198 65H199V62H200V64H201V59H202V57H204V56H209V57H211V60H212V58H215V60H216V64L214 65V67H213V69H212V71L210 70V67H209V70L211 71L210 73H212V74H214L215 75V73H217L218 72V74H219V71H222L221 70V68H222V66H223V64H224V62H226L225 60H226V58L228 57H230V55H232V53L235 51H233V47L234 46H229L228 48H226L225 49V53H223V54H221L222 56H217V54H218V52H220L219 51V49L221 48L220 47ZM16 47V46H15ZM83 47V46H82ZM85 47V46H84ZM124 48V47H123ZM138 48V47H137ZM188 48H190V47H188ZM187 48V49H188ZM191 48V49H192ZM4 49H6V48H4ZM38 49V48H37ZM107 49H109V50H107ZM142 49V48H141ZM165 49V48H164ZM171 49V48H170ZM179 49V48H178ZM238 49V48H237ZM236 49V50H237ZM68 50V49H67ZM132 50V49H131ZM139 50H140V48H139ZM142 50H144V51H146L145 49H142ZM141 50V51H142ZM150 50V49H149ZM148 50V51H149ZM169 50V49H168ZM189 51H190V49H188ZM221 50H223V49H221ZM13 51V50H12ZM43 51V50H42ZM134 51V50H133ZM136 51V50H135ZM161 51H167L166 49L165 50H161ZM182 51V50H181ZM185 51H187V50H185ZM188 51V52H189ZM33 52V51H32ZM132 52V51H131ZM130 52V53H131ZM159 52V51H158ZM162 52V53H163ZM170 52H171V50H170ZM177 52L178 53H180L181 54V52H179L178 50H177ZM176 52V53H177ZM65 53V52H64ZM67 53H69V52H66V54ZM71 53V52H70ZM83 53V52H82ZM129 53V52H128ZM129 53V54H130ZM135 53V52H134ZM133 53V54H134ZM138 53H139V51H138ZM157 53V52H156ZM166 53V52H165ZM177 53V54H178ZM185 53V52H184ZM187 53V52H186ZM192 53V52H191ZM14 56H16L15 54H19V52L17 53L16 51L15 52H13L12 53ZM65 54V55H66ZM121 54V53H120ZM158 54H160V53H158ZM167 54V53H166ZM12 55V56H13ZM70 55V54H69ZM78 55V54H77ZM80 56H81V54H79ZM123 55H125V54H123ZM136 55V54H135ZM157 55V54H156ZM161 55H162V57L164 58V57H166V56H164V54H160L159 56L161 57ZM175 55V54H174ZM219 55H220V53H219ZM8 56V55H7ZM13 56V58H15ZM35 56V55H34ZM130 56V55H129ZM153 56V55H152ZM11 57V56H10ZM133 57V56H132ZM131 57V58H132ZM156 57V56H155ZM218 57V58H217ZM234 57V56H233ZM233 57L231 58V59H233ZM8 58V57H7ZM17 58H19V57H17ZM17 58H15V59H17ZM127 58V57H126ZM135 58V57H134ZM179 58V57H178ZM178 58H176V60L178 59ZM205 58V57H204ZM227 58V59H228ZM9 59V58H8ZM23 59H24V57H23ZM58 59V58H57ZM65 59V58H64ZM123 59V58H122ZM139 59V58H138ZM153 59V58H152ZM175 59V57L173 56V57H171V61L170 62H168L169 64H167V66L166 67H164V69H165V71H167V70H169L168 69V67H170L171 66V64H172V62H173V60ZM125 60V59H124ZM123 60V61H124ZM137 60V59H136ZM155 60H156V58H155ZM175 60V61H176ZM210 59H208V61H207V64L210 62L209 61ZM230 60V59H229ZM239 60V59H238ZM12 61H16V60H12ZM20 61V60H19ZM157 61V60H156ZM155 61V62H156ZM158 61H159V59H158ZM169 61V60H168ZM175 61H174V64H175ZM180 61H181V56H180ZM179 61V62H180ZM205 61V60H204ZM213 61V60H212ZM228 61V60H227ZM17 62V61H16ZM62 62H60V63H62ZM106 62V61H105ZM138 62V61H137ZM59 63V64H60ZM214 63V62H213ZM123 64V63H122ZM137 64H139V63H137ZM157 64V63H156ZM159 64V63H158ZM237 64H238V61H237ZM13 65V64H12ZM26 65H28V66H26ZM100 65H101V61H100ZM100 65H99V67H100ZM141 65V64H140ZM211 65V64H210ZM94 66H92V67H94ZM136 66V67H135ZM158 66V65H157ZM156 66V67H157ZM202 66V65H201ZM200 66V67H201ZM206 66V65H205ZM204 66V69L206 68ZM209 66V65H208ZM207 66V67H208ZM16 67H18V66H16ZM15 67V68H16ZM151 67V66H150ZM155 67V66H154ZM159 67H163V66H159ZM159 67H157V68H159ZM203 67V66H202ZM212 67V66H211ZM224 67V66H223ZM97 68V67H96ZM95 68V69H96ZM121 68H122V66H121ZM138 68V67H137ZM140 68L142 69L143 67H141L140 66ZM151 68H153V67H151ZM150 68V69H151ZM92 69V68H91ZM148 69H149V67H148ZM150 69H149V71H150ZM162 70H163V68H161ZM167 69V70H166ZM208 69V68H207ZM223 69V68H222ZM90 70V69H89ZM88 70V71H89ZM202 70V69H201ZM66 71H71V73H70V75H72L71 77H70V79H69V77H68V80H66V76H65V73L64 72H66ZM143 71H144V69H143ZM142 71V72H143ZM145 71H147V70H145ZM164 71V70H163ZM164 71V72H165ZM197 71V70H196ZM200 71V70H199ZM203 71V70H202ZM205 71V70H204ZM90 72H92V71H90ZM100 72V71H99ZM98 72V73H99ZM137 72V71H136ZM148 72V71H147ZM152 72V71H151ZM163 72V73H164ZM170 72H172L171 71V69H170ZM63 73H64V75H63ZM74 75H73V74ZM83 73V72H82ZM85 73V72H84ZM125 73V69H124V72L122 73V74H124ZM149 73V72H148ZM162 73V74H163ZM168 73H169V71H168ZM199 73V72H198ZM201 73H203V72H201ZM68 73H66V75H67ZM77 74V75H76ZM81 74V73H80ZM138 74H140V71H138ZM142 74H144V72L142 73ZM159 74V73H158ZM166 74V73H165ZM165 74H163V75H165ZM87 75V74H86ZM115 75H116V73H114V77H115ZM117 75H119V74H117ZM125 75V74H124ZM145 75H146V73H145ZM168 75V74H167ZM204 76H205V74H203ZM208 75L209 74H207L206 76H207V78H208ZM81 76V75H80ZM84 76V75H83ZM113 76V75H112ZM120 76H121V74H120ZM119 76V77H120ZM143 76V75H142ZM146 76H148V74L146 75ZM201 76V77H200ZM99 77V76H98ZM155 77H157V75L155 76ZM160 77V76H159ZM162 77H164V76H162ZM173 77V76H172ZM215 77V76H214ZM238 77V76H237ZM96 78V77H95ZM147 78V77H146ZM158 78V77H157ZM239 78H241L240 76H239ZM238 78V79H239ZM82 79V78H81ZM119 79V78H118ZM161 79V78H160ZM169 79H171V78H169ZM205 79H206V77H205ZM212 79H213V77H212ZM100 80V79H99ZM102 80V79H101ZM110 80H111V78H110ZM143 80H145L144 79V77H143ZM162 80V79H161ZM197 80H199V79H197ZM196 80V81H197ZM204 80V79H203ZM207 80V79H206ZM242 80V79H241ZM96 81H97V78H96ZM95 81V82H96ZM140 81V80H139ZM192 81V82H193ZM195 81V83H197ZM202 81V80H201ZM208 81V80H207ZM210 81H213L214 82V80H209V82ZM98 82V81H97ZM96 82V83H97ZM180 82V81H179ZM190 82V81H189ZM200 82V81H199ZM205 81H203V82H201V84L202 83H204ZM212 82V83H213ZM173 83V82H172ZM176 83V82H175ZM186 83V82H185ZM207 82H205V84H206ZM176 84H178V83H176ZM187 85H188V83H186ZM186 84H185V86H186ZM208 84H210V83H208ZM207 84V85H208ZM235 84V83H234ZM97 85V84H96ZM96 85L94 86V87H96ZM99 85H101V84H99ZM99 85H98V87H99ZM184 85V84H183ZM204 85V84H203ZM202 85V86H203ZM232 85V84H231ZM189 86V85H188ZM194 85H192V87H193ZM204 86H206V85H204ZM212 86V85H211ZM234 86V85H233ZM181 87H182V85H181ZM187 87V86H186ZM195 87V86H194ZM209 87V86H208ZM213 87V86H212ZM212 87H209L210 89L212 88ZM105 88V87H104ZM171 88V87H170ZM190 88V87H189ZM196 88V87H195ZM99 89V88H98ZM102 89V88H101ZM100 89V90H101ZM107 89V88H106ZM110 89V90H111ZM179 88H177V90H178ZM199 89V88H198ZM206 89V88H205ZM230 89H232V88H230ZM168 90V89H167ZM196 90V89H195ZM195 90H193L192 89V91H194L195 92ZM204 90V89H203ZM95 91H98L99 92V90H95ZM108 91V90H107ZM132 91V90H131ZM182 91H183V89H182ZM207 91V90H206ZM263 91H264V89H263ZM100 92H102V91H100ZM138 92V91H137ZM184 92V91H183ZM193 92V93H194ZM197 92V91H196ZM195 92V93H196ZM208 92V91H207ZM206 92V93H207ZM243 92H244V90H243ZM248 92V91H247ZM246 92V93H247ZM262 92V91H261ZM104 93V92H103ZM174 93H176L177 94V92H174ZM179 93V92H178ZM181 93V92H180ZM192 93V92H191ZM202 93V92H201ZM204 93V92H203ZM241 93V92H240ZM245 93V94H246ZM249 93V92H248ZM259 93V92H258ZM139 94V93H138ZM175 94V95H176ZM182 94V93H181ZM189 94H190V91L188 92V91H186L185 92V95L179 100V102H178V100H177V102H178V109H180L181 110V112H183L184 111V109H186V110H188L189 108V106H192V109H193V107L195 106H193L191 103H192V100H195V98L194 99H191L190 97L192 96L191 94V96L189 97ZM198 94V93H197ZM230 94V93H229ZM257 94V93H256ZM256 94H255V96H256ZM131 95H132V93H131ZM179 97H181L179 94H177ZM203 95V94H202ZM201 95V96H202ZM237 95V94H236ZM239 95V94H238ZM247 95V94H246ZM246 95H245V97H246ZM249 95V94H248ZM98 96H99V93H98ZM174 96V95H173ZM172 96V97H173ZM194 96V95H193ZM196 96V95H195ZM231 96H234V95H231ZM241 96V95H240ZM239 96V97H240ZM242 96H243V94H242ZM241 96V97H242ZM254 96V95H253ZM254 96V97H255ZM258 97H262V96H259V94L257 95ZM264 96V95H263ZM94 98H95V96H93ZM226 97V96H225ZM257 97V98H258ZM92 98V97H91ZM134 98V97H133ZM132 98V100L131 101H133L134 99ZM174 98V97H173ZM177 98V97H176ZM176 98L174 99L175 101H176ZM197 98V97H196ZM236 98H237V96H236ZM264 97H262V99H263ZM93 99V98H92ZM99 99V98H98ZM128 99V98H127ZM131 98H129V100H130ZM137 99V98H136ZM230 99V98H229ZM232 99V98H231ZM235 99V98H234ZM243 99V98H242ZM246 99V98H245ZM252 99V98H251ZM250 99V100H251ZM83 100V99H82ZM87 100V99H86ZM94 100V99H93ZM203 100V99H202ZM237 101H238V99H236ZM255 100H257V99H255ZM259 100V99H258ZM77 101H78V99H77ZM85 101V100H84ZM94 101H96V99L94 100ZM197 101V100H196ZM233 101V100H232ZM252 102L254 101V98H253V100H251ZM264 100H262V102H263ZM123 102H125L126 103V101H123ZM129 102V101H128ZM134 102H136V101H134ZM165 102V101H164ZM173 102V104H174V101H172ZM176 102V103H177ZM225 102V101H224ZM223 102V103H224ZM229 102V101H228ZM238 102H240V101H238ZM243 102V101H242ZM255 102V101H254ZM260 102H261V100H260ZM261 102V103H262ZM73 103H74V105H73ZM90 105H92V104H94V102H91L90 101ZM163 103V102H162ZM194 103H197V102H194ZM193 103V104H194ZM223 103H221L222 105H223ZM227 103V102H226ZM248 103V102H247ZM258 103V102H257ZM256 103V104H257ZM78 104V103H77ZM77 104H76V106H77ZM89 104V103H88ZM121 104H122V101H121ZM124 104V103H123ZM127 104V103H126ZM163 104H165V103H163ZM225 104V103H224ZM234 103H227V104H225L226 106H225V108L224 109H222V110H220V111H218V112H216L214 115L212 114V112H211V114L213 115L212 117H210L211 118V120L210 119H208V121L210 120V123L205 127L206 128V133H215L216 131H218L219 129V127L220 126H222V124H223V121H224V118L225 117H227V115H225V113L227 112V110H229L231 107H232V105H233ZM236 104V103H235ZM249 104V103H248ZM247 104V105H248ZM251 104H253V103H251ZM251 104H249V105H251ZM255 104V103H254ZM253 104V105H254ZM90 105H88V107L90 106ZM95 105V104H94ZM98 105V106H97ZM155 105V104H154ZM170 105V104H169ZM177 105V104H176ZM242 105V104H241ZM258 106H259V104H257ZM257 105H255L256 107H257ZM76 106L74 107V108H76ZM79 106V105H78ZM116 105H114V107H115ZM119 106H121L122 107V105H120L119 104ZM157 106V105H156ZM155 106V107H156ZM167 106H168V104H167ZM221 105H218V109H219V107H220ZM238 106H240L239 104L237 105V108H238ZM244 106V105H243ZM243 106H240L241 108L243 107ZM252 106V105H251ZM88 107H87V109H88ZM112 107V106H111ZM120 107V108H121ZM160 106H158V108H159ZM165 107H166V105H165ZM253 107V106H252ZM78 108V107H77ZM80 108V107H79ZM82 108V107H81ZM89 108H91V110H92V106H90ZM95 108V107H94ZM94 108H93V110H94ZM118 108V107H117ZM123 108V107H122ZM167 108V107H166ZM165 108V109H166ZM191 108V107H190ZM223 108V107H222ZM234 108H235V106H234ZM240 108V109H241ZM249 108H251L250 106H249ZM119 109V108H118ZM155 109H157V108H155ZM216 109V108H215ZM243 109V108H242ZM247 109V108H246ZM34 110H37L38 112L36 113L37 115H38V119H37V123H36V130H37V133L35 134V133H31V132H29L30 130L29 129H27V124L29 123V120H30V114L34 111ZM76 110V109H75ZM74 110V111H75ZM89 110V109H88ZM110 110V109H109ZM117 110V109H116ZM148 109L146 108V111H147ZM154 110V109H153ZM167 110V109H166ZM169 110V109H168ZM183 110V111H182ZM185 110V113L186 112H188V111H186ZM234 110V109H233ZM245 110V109H244ZM248 110V109H247ZM253 109H251V111H252ZM83 111H84V109H83ZM111 111V110H110ZM143 111V110H142ZM174 111H175V108H174ZM235 111V110H234ZM234 111H232V112H234ZM241 111V110H240ZM246 111V110H245ZM250 111V112H251ZM254 111V110H253ZM252 111V112H253ZM116 112V111H115ZM114 112V113H115ZM125 112V111H124ZM129 112V111H128ZM141 112V111H140ZM149 112V111H148ZM154 115H155V111L153 112V111H151ZM163 112V107L161 106L160 107V110L158 111V113L159 114H161ZM166 112V111H165ZM170 112V111H169ZM173 112V111H172ZM192 112V111H191ZM195 112V111H194ZM237 112V111H236ZM243 112V111H242ZM241 112V113H242ZM113 113V112H112ZM143 112H141V114H142ZM184 113V112H183ZM184 113V114H185ZM189 113V112H188ZM204 113V112H203ZM238 113H239V111H238ZM238 113H236V114H238ZM241 113H239V114H241ZM244 113H246V112H244ZM127 114V113H126ZM153 114H151V115H153ZM179 113L177 112V115H178ZM182 114V113H181ZM196 114V113H195ZM207 113H205V115H206ZM249 114V113H248ZM72 115V114H71ZM71 115H70V117H71ZM80 115H82V114H80ZM138 115H140L139 113H138ZM143 115H144V113H143ZM141 116V117H144V116ZM147 115V114H146ZM158 115V114H157ZM157 115H155V116H157ZM166 115V114H165ZM188 115V114H187ZM192 115V114H191ZM194 115V114H193ZM192 115V116H193ZM204 115V117H206ZM208 115V114H207ZM224 115H225V117H224ZM230 115V114H229ZM241 115H244V114H241ZM241 115H239V117H242ZM32 116V115H31ZM75 115H73V117H74ZM78 116V115H77ZM111 116V115H110ZM109 116V117H110ZM113 116V115H112ZM111 116V117H112ZM148 116H150V113H149V115ZM159 116V115H158ZM202 116H203V114H202ZM208 116H210V115H208ZM69 117V118H70ZM79 117V116H78ZM83 117V116H82ZM107 117V116H106ZM154 117V116H153ZM165 117V116H164ZM186 117V116H185ZM194 117V116H193ZM203 117V118H204ZM230 117V116H229ZM231 117H233V115L231 116ZM236 117V116H235ZM22 118V119H21ZM35 118V117H34ZM33 118V119H34ZM75 118V117H74ZM136 118V119H137ZM157 118V117H156ZM198 118H200V117H198ZM203 118H201V119H203ZM21 119V120H20ZM67 119V118H66ZM65 119V120H66ZM80 119V118H79ZM108 119V118H107ZM134 119V118H133ZM135 119V120H136ZM146 119H147V117H146ZM152 119V118H151ZM153 119H155V118H153ZM159 119H160V116H159ZM171 119V118H170ZM185 119V118H184ZM194 119H195V117H194ZM204 119H206V118H204ZM227 119V118H226ZM231 119H233V118H231ZM20 120V121H19ZM78 120V119H77ZM77 120L75 121V122H77ZM86 120V119H85ZM149 120V119H148ZM168 121H169V119H167ZM173 120H174V118H173ZM197 120H199V119H197ZM35 121V120H34ZM64 121V120H63ZM72 121V120H71ZM131 121L133 122V120H132V118H131ZM154 121V120H153ZM161 121V120H160ZM163 121H165V120H163ZM167 121V122H168ZM171 121V120H170ZM176 121V120H175ZM193 121V120H192ZM231 121V123H232V121L233 120H230ZM36 122V121H35ZM128 122H130V121H128ZM128 122H127V124H128ZM148 122V121H147ZM146 122V123H147ZM166 122V123H167ZM172 122V121H171ZM196 122V121H195ZM197 122H199V121H197ZM31 123H32V119H31ZM34 123V122H33ZM57 123V125H55ZM61 123V122H60ZM72 123V122H71ZM131 123V122H130ZM129 123V124H130ZM149 124H150V122H148ZM154 123H156V122H154ZM204 123H205V121H204ZM204 123H202V124H204ZM235 124H236V122H234ZM62 124V123H61ZM77 124V123H76ZM126 124V125H127ZM148 124V125H149ZM158 124V123H157ZM159 124H160V122H159ZM158 124V125H159ZM164 124V123H163ZM171 124V123H170ZM201 124V125H202ZM226 124H227V121H226ZM239 124V123H238ZM31 125H33V124H31ZM73 125V124H72ZM152 125V124H151ZM165 125V124H164ZM168 125V124H167ZM172 125V124H171ZM230 125V124H229ZM240 125V124H239ZM238 125V126H239ZM243 125V124H242ZM30 126V125H29ZM35 126V125H34ZM62 125H60L59 127H61ZM65 126V125H64ZM159 126H161L162 128H164V126H162V125H159ZM225 126V125H224ZM227 126V125H226ZM67 127H69V126H67ZM126 127V126H125ZM124 127V128H125ZM149 127V126H148ZM156 127H158V126H156ZM171 127V126H170ZM231 127V126H230ZM234 127V126H233ZM30 128V127H29ZM31 128H34L33 126L31 127ZM62 128H63V126H62ZM72 128H73V126H72ZM101 128V127H100ZM124 128H123V131H124ZM153 128V127H152ZM151 128V129H152ZM199 128V127H198ZM204 128V129H205ZM227 129V127H224V129ZM228 128H229V126H228ZM243 128V127H242ZM35 129V128H34ZM60 129V128H59ZM65 129V128H64ZM117 129V128H116ZM125 129V130H126ZM148 129H150V128H148ZM147 129V130H148ZM154 129V128H153ZM156 129V128H155ZM154 129V130H155ZM160 129V128H159ZM165 129V128H164ZM218 129V130H217ZM230 129V128H229ZM232 129V128H231ZM230 129V130H231ZM238 129V128H237ZM241 129V128H240ZM240 129H238V130H240ZM245 129V128H244ZM244 129H242V130H244ZM28 130V132L30 133V135L28 136V135H26V136H28V137H25L26 138V141L25 142H23L22 141V138H24V136H25V132ZM31 130H33V129H31ZM62 130V129H61ZM68 130V129H67ZM103 130V129H102ZM113 130V129H112ZM144 130V129H143ZM146 130V131H147ZM154 130H151V131H153V133H155L154 132ZM156 130H158V128L156 129ZM163 130V129H162ZM161 130V131H162ZM166 130H167V128H166ZM165 130V131H166ZM188 130V129H187ZM254 130V129H253ZM145 131V130H144ZM150 131V132H151ZM189 131V130H188ZM193 131V130H192ZM194 131H195V129H194ZM193 131V132H194ZM228 131V130H227ZM237 131V130H236ZM64 132V131H63ZM68 132H69V130H68ZM114 132H116V131H114ZM160 132V131H159ZM171 132V131H170ZM191 132V131H190ZM189 132V133H190ZM197 132V131H196ZM198 132H199V130H198ZM204 132V131H203ZM221 132H222V130H221ZM221 132H219V134H221ZM225 132V131H224ZM238 132H240V131H238ZM242 132V131H241ZM67 133V132H66ZM103 133V132H102ZM110 133V132H109ZM112 133V132H111ZM119 133V132H118ZM118 133H116V136H117V134ZM149 133V132H148ZM152 133V134H153ZM163 133V132H162ZM166 133V132H165ZM167 133H168V130H167ZM188 133V134H189ZM192 133V132H191ZM195 133V132H194ZM217 133V132H216ZM226 133V132H225ZM227 133H230L229 135L230 136H232V133H231V131H229V132H227ZM244 133V132H243ZM242 133V134H243ZM61 134V133H60ZM107 134V133H106ZM114 134V133H113ZM113 134H111L112 135V139H114V137H113ZM139 134V135H138ZM155 134H158V133H155ZM154 134V135H155ZM161 134V133H160ZM159 134V135H160ZM203 134H205V133H203ZM218 134V135H219ZM239 134V133H238ZM108 135V134H107ZM106 135V136H107ZM110 135V134H109ZM108 135V136H109ZM111 135H110V137H111ZM149 135H150V133H149ZM163 135V134H162ZM191 135V134H190ZM190 135H189V137H190ZM196 135V134H195ZM207 135V134H206ZM212 135H214V134H212ZM212 135H210V138H211V136ZM233 135H235V132H234V134ZM101 136V135H100ZM141 136V135H140ZM145 136H146V133H145ZM151 136V135H150ZM181 136H183L184 137V135H181ZM185 136H186V134H185ZM200 136V135H199ZM198 136V137H199ZM203 135H201V137H202ZM216 136V135H215ZM219 136H221V135H219ZM223 136V135H222ZM224 136H226V135H224ZM237 136V135H236ZM250 136V135H249ZM102 137V136H101ZM101 137H99L100 139H101ZM147 137V136H146ZM145 137V138H146ZM159 137V136H158ZM213 137V139H214V136H212ZM233 137V136H232ZM143 138H144V136H143ZM144 138V139H145ZM184 138H186V137H184ZM184 138L182 139V141L180 142L179 141V139L177 140L178 141V143L180 142V143H182V142H184L185 143V141H183L184 140ZM194 138H196V137H193V139ZM205 138V137H204ZM203 138V139H204ZM208 138V137H207ZM216 138V137H215ZM106 139L108 140L109 138L107 137V138H105V141H104V143H106ZM116 139V138H115ZM148 139H149V137H148ZM147 139V140H148ZM199 139V138H198ZM206 139V138H205ZM204 139V140H205ZM220 139V138H219ZM218 139V140H219ZM222 139V138H221ZM98 140V139H97ZM103 140V139H102ZM181 140V139H180ZM192 140V139H191ZM190 140V141H191ZM208 140H209V138H208ZM217 140V139H216ZM262 140V139H261ZM260 140V141H261ZM58 141H60V140H58ZM109 141H111L110 139H109ZM108 141V142H109ZM140 141V140H139ZM145 141V140H144ZM155 141V140H154ZM177 141H176V143H177ZM197 141V140H196ZM206 141H207V139H206ZM138 142V141H137ZM145 142H147V144H148V141H145ZM144 142V143H145ZM188 142H189V139H188ZM194 142V141H193ZM231 142V141H230ZM179 143V144H180ZM187 143V142H186ZM190 143V142H189ZM188 143V144H189ZM192 143V142H191ZM190 143V144H191ZM198 143V142H197ZM200 143V142H199ZM218 143V142H217ZM260 143V142H259ZM263 143V142H262ZM139 144V143H138ZM140 144H141V142H140ZM140 144H139V146H140ZM188 144H186V145H188ZM151 145V144H150ZM149 144H148V146H150ZM176 145H178V144H176ZM185 145V146H186ZM216 145V144H215ZM221 145V144H220ZM137 146V145H136ZM139 146H137L136 148H138ZM189 146V145H188ZM142 147V146H141ZM144 147V146H143ZM214 147V144L212 143V141L210 140V141H207V142H205V143H203L202 144V142H201V145H193V146H191L190 148L188 147V148H186V147H183V148H181V149H178L179 151H177V152H173L172 154V157H171V159H170V161H169V163L166 165V161H168V156H166L167 157V160H165V165L162 163V165H164L165 166V168H163V169H161V172H160V174H158L159 176H157L158 177V179H157V181L155 182V186H154V188L151 186V188H153L152 189V191H151V189H150V191H151V194H150V197H157V198H154V199H156L155 201H154V206H156V209H155V207H154V214L152 215V217L150 218V220H149V218H148V220H149V222H147V224L145 225V223H144V217L142 216V215H136V217L134 218L133 217V219L134 220H132L133 221V223L131 224V225H129V228H127V229H125V231H123V232H117L118 234H114V236H112L111 238L109 237V239L108 240H106L107 242H105V245L102 247V245H101V247L102 248H100V247H98V248H100V249H98L97 251H94V248H93V251L92 252H89V253H84V255L83 256H81V258H79V256H80V254L82 253V249L86 246V244L89 242V241H92L91 240V238H92V236H94L95 237V235L93 234H91V235H85L84 236V234H83V236H84V238L83 239H81V241L80 242H78L77 244H73L74 242H73V240H72V243H71V245L73 244V246H71L72 248H71V250H70V248H69V250H68V255H66V257H65V259H64V262L62 263V264H111L112 262L114 263V261H117L118 259H120L125 253H128L132 248L134 249L135 248V250H139V251H141L142 253H143V250H146L147 252H152V251H154L156 248H157V246L156 245H158V244H156V239L152 236V233H154V232H152V228L154 227V226H156V225H158L159 224V226H160V223H163V221H164V223L163 224H165V220H163L164 219V217L163 216H165V214H169L170 215V217L172 216V217H174L175 216V213H177L178 212V210L179 209H177L179 206H180V204H181V202L179 203V200H183V198H181L180 199V197H182V196H180L184 191H186V193H187V190H186V188L187 187H184L183 185V187H181L180 185V188H179V186H178V184H176V182H175V180H176V178H177V176L178 175H180V173L186 168V166L187 165H192V164H194V163H196L198 160H200L202 157H203V155L207 152V151H209V150H211L212 148ZM217 147V146H216ZM221 147V146H220ZM146 148V147H145ZM148 148V147H147ZM175 148V147H174ZM141 149V148H140ZM149 149V148H148ZM150 149H152V148H150ZM217 149V148H216ZM219 149V148H218ZM217 149V150H218ZM99 150V149H98ZM133 150H135V147H134V149ZM96 151V150H95ZM135 151H138L137 149L135 150ZM135 151H134V154H135ZM140 151V150H139ZM146 151V150H145ZM174 151H176L175 149H174ZM212 151V150H211ZM216 151V150H215ZM92 152H94V151H92ZM100 152V151H99ZM100 152V153H101ZM130 152V151H129ZM213 152V151H212ZM216 152H218V151H216ZM224 152V151H223ZM74 153V154H75ZM90 153V152H89ZM131 153H133V151H131ZM144 153V152H143ZM146 153V152H145ZM148 153V152H147ZM169 153V152H168ZM208 153H210V152H208ZM67 154V155H68ZM75 154V155H76ZM91 154H94V153H91ZM96 154V153H95ZM98 154V153H97ZM133 154V155H134ZM140 154V153H139ZM142 154V153H141ZM207 154V153H206ZM9 155H11V156H9ZM87 155H89V154H87ZM99 155V154H98ZM97 155V156H98ZM131 155V154H130ZM130 155H129V158H130ZM136 155V154H135ZM169 155H171V154H169ZM208 155V154H207ZM85 157H86V155H84ZM94 156V155H93ZM148 156V155H147ZM163 156H164V154H163ZM11 157V158H10ZM91 157V156H90ZM146 157V156H145ZM165 157V156H164ZM225 157H226V155H225ZM239 157H241V156H238V158ZM244 157V156H243ZM247 157V156H246ZM245 157V158H246ZM9 158H10V160L12 159V163H14L15 164V173H14V176H15V182H14V184H13V187L11 186V184H7V186H8V188L11 186L12 187V189H10V191H6V185H4V184H6V175L8 176V174L7 173H9L8 172V168H7V163H6V160L8 161L9 160ZM77 158V157H76ZM81 158H83V157H81ZM125 158H126V156L123 158V160H125ZM134 158L136 159V157L134 156ZM133 158V159H134ZM163 158V157H162ZM218 158L219 157H217L216 158V160H218ZM226 158H228V157H226ZM69 159V158H68ZM72 159H74V158H72ZM94 159V158H93ZM97 159V158H96ZM96 159H94V160H96ZM131 159H132V156H131ZM138 159V158H137ZM145 159V158H144ZM203 159V158H202ZM208 158H206L205 160H207ZM213 159V158H212ZM220 159V158H219ZM224 159V158H223ZM223 159H221V160H223ZM230 159H232V158H230ZM248 159V158H247ZM9 160V161H10ZM93 160V161H94ZM161 160V159H160ZM205 160H204V162H205ZM215 160V161H216ZM80 161V160H79ZM83 161H84V159H83ZM82 160H81V162H83ZM126 161H128V158H127V160ZM210 161V160H209ZM208 161V162H209ZM214 161V160H213ZM246 161V160H245ZM65 162V161H64ZM129 162V161H128ZM164 162V161H163ZM218 162V161H217ZM80 163V162H79ZM78 163V164H79ZM85 163H87V161H85L84 162V164ZM91 163H93L92 161H91ZM91 163H90V165H91ZM160 163H161V161H160ZM201 163H203V162H201ZM206 163H207V161H206ZM211 163V162H210ZM229 163V160H228V162H227V164ZM230 163H232V162H230ZM95 164V163H94ZM198 164V163H197ZM200 164V163H199ZM198 164V165H199ZM212 164V163H211ZM226 164V163H225ZM224 164V165H225ZM232 164H234L232 167H231V165ZM229 167H231V168H228V169H224V170H222V172H224V173H221V174H223L224 175V177H223V179H225L226 180V178H227V180H228V177L230 176V175H232L233 173H235L236 172V170H237V168L239 167L240 169L242 168L240 165L242 164V160L241 159H238L235 163H232ZM244 164H246V163H244ZM244 164L242 165V166H244ZM87 165V164H86ZM90 165H89V167H90ZM155 165V164H154ZM198 165H195V166H198ZM203 166L204 165H206V164H202ZM202 165H200V166H202ZM209 165V164H208ZM217 165V164H216ZM65 166V165H64ZM147 166H149V165H147ZM159 166V165H158ZM161 166V165H160ZM194 166V167H195ZM246 166V165H245ZM61 167V168H60ZM80 167H83V166H80ZM79 167V168H80ZM84 167H86L87 168V166H85L84 165ZM88 167V168H89ZM121 167H122V165H121ZM161 167H163V166H161ZM193 167V168H194ZM209 167V166H208ZM217 167H220V164H219V166H217ZM159 168V167H158ZM157 168V169H158ZM215 169H216V166L214 167ZM258 168V167H257ZM62 169V170H61ZM121 169V168H120ZM191 169V168H190ZM197 169V168H196ZM205 169V168H204ZM206 169H207V165H206ZM208 169H210V168H208ZM212 169V168H211ZM87 170V169H86ZM85 170V171H86ZM146 170V169H145ZM148 170V169H147ZM150 170V169H149ZM214 170V169H213ZM218 170V169H217ZM221 170V169H220ZM11 171V170H10ZM115 171H117V172H115ZM122 171V170H121ZM141 171V170H140ZM193 171V170H192ZM191 170H189L188 171V173L189 172H192ZM238 171V170H237ZM7 172V173H6ZM79 172L80 171H78V173H76V174H79ZM142 172V171H141ZM157 172H159V171H157ZM187 172V171H186ZM185 172V173H186ZM198 172V171H197ZM196 172V173H197ZM214 172V171H213ZM213 172H210L209 174V181H208V184L204 187V188H201V189H199V190H202V193H199V194H201V195H197V197L195 196V198L193 199V202H192V205H191V209L192 210H194V216L193 217H190V218H188V220H186L187 222L185 223V225H184V227H183V230L181 231L183 234H185L186 235V238L192 233V231H193V229H195L194 228V226L195 225H197L196 223H197V221H198V219L201 217V219H202V215H203V213L206 211V206L207 205H209L210 204V208H211V204H213V203H211V202H213L212 200H215V199H213L214 197H216L215 196V194L216 193H218L217 192V189H220L219 187L218 188H216V184L213 182ZM242 172V171H241ZM11 173H12V171H11ZM83 173V172H82ZM135 173V172H134ZM137 173V172H136ZM143 173V172H142ZM183 173V172H182ZM181 173V174H182ZM220 173V172H219ZM238 173H240V170H239V172ZM10 174V173H9ZM128 174V173H127ZM130 174V173H129ZM184 174V173H183ZM198 174V173H197ZM11 175V174H10ZM121 175V174H120ZM122 175H124V174H122ZM147 175H149V174H146V176ZM186 175V174H185ZM184 175V176H185ZM188 175V174H187ZM194 175H195V172H194ZM194 175H193V177H194ZM216 175H217V173H216ZM215 175V176H216ZM234 175V174H233ZM238 175V174H237ZM239 175H243V174H239ZM114 176V175H113ZM129 176V175H128ZM134 175H132V173H131V176L130 177H133ZM142 176V175H141ZM143 176H145V175H143ZM142 176V177H143ZM151 176H153V175H151ZM180 176H182V175H180ZM179 176V177H180ZM190 176H192V173H191V175ZM189 176V177H190ZM198 176V175H197ZM219 176V175H218ZM245 176V175H244ZM79 177H77V179L79 178ZM137 177V176H136ZM154 177V176H153ZM187 177V176H186ZM189 177H187L186 178V180H188V178ZM220 177H221V175H220ZM219 177V178H220ZM8 178V177H7ZM76 178V177H75ZM79 178V179H80ZM116 177L114 176V179H115ZM118 178V177H117ZM138 178H139V176H138ZM155 178V177H154ZM153 178V179H154ZM191 178V177H190ZM198 178V177H197ZM233 178V177H232ZM108 179V178H107ZM111 179V178H110ZM112 179H113V177H112ZM111 179V180H112ZM113 179V181L114 182H116L115 180ZM119 179V178H118ZM120 179V180H121ZM137 179V178H136ZM141 179V178H140ZM143 179V178H142ZM146 179V178H145ZM181 178H179V180H180ZM182 179H183V177H182ZM216 179V178H215ZM240 179V178H239ZM244 179V178H243ZM147 180V179H146ZM184 180V179H183ZM192 180V179H191ZM190 180V181H191ZM206 180H208V179H206ZM205 180V181H206ZM218 180V179H217ZM220 180H222L221 178H220ZM12 181H13V179H12ZM78 181V180H77ZM79 181H81V180H79ZM112 181V183H114ZM119 181V180H118ZM138 181H139V179H138ZM141 181V180H140ZM181 182H184V181H182V180H180ZM243 181V180H242ZM8 182V181H7ZM10 182V181H9ZM75 182V181H74ZM111 182V181H110ZM135 182V181H134ZM152 182H154V181H152ZM180 182V183H181ZM73 183V182H72ZM77 183V182H76ZM81 182H79L78 184H80ZM103 183V184H104ZM107 183H108V181H107ZM120 183V182H119ZM138 183V182H137ZM141 183V182H140ZM139 183V184H140ZM178 183V182H177ZM186 183V182H185ZM219 183V182H218ZM70 184V183H69ZM116 184V183H115ZM188 184H189V181H188ZM190 184H191V182H190ZM224 184V183H223ZM55 185V184H54ZM72 185V184H71ZM77 185V184H76ZM101 185V186H100ZM113 185V184H112ZM119 185V184H118ZM137 185V184H136ZM143 185V184H142ZM185 185V184H184ZM187 185V184H186ZM185 185V186H186ZM219 185H220V183H219ZM225 185V184H224ZM67 186H68V184H67ZM106 185H104V187H105ZM109 186V185H108ZM114 186V185H113ZM138 186V185H137ZM141 186V185H140ZM145 186V185H144ZM148 186V185H147ZM53 187H56V186H53ZM77 187V186H76ZM81 187V186H80ZM110 187V186H109ZM117 187V186H116ZM131 187V186H130ZM130 187H129V189H130ZM171 187H173L174 189L173 190H176L174 193H171L172 191H169V190H171L170 188ZM221 187V186H220ZM232 187V186H231ZM8 188H7V190H8ZM108 188V187H107ZM135 188V187H134ZM146 188V187H145ZM191 188V187H190ZM190 188H189V190H190ZM73 189H74V187H73ZM77 189H78V187H77ZM96 189V190H95ZM109 189H111V188H109ZM131 189H132V187H131ZM130 189V190H131ZM136 189V188H135ZM142 189V188H141ZM140 189V190H141ZM147 189H149V188H147ZM192 189H194V188H192ZM192 189H191V191H192ZM225 189H226V187H225ZM231 189V188H230ZM54 190V189H53ZM53 190H51V191H53ZM99 190H100V188H99ZM129 190V191H130ZM138 190V189H137ZM137 190H136V192H137ZM196 189H194V191H195ZM221 190V189H220ZM226 190H228V187H227V189ZM50 191V192H51ZM75 191V190H74ZM101 191V190H100ZM104 191V190H103ZM134 191V190H133ZM132 191V192H133ZM139 191V190H138ZM49 192V193H50ZM56 192V191H55ZM189 192V191H188ZM224 192V191H223ZM222 192V193H223ZM227 192V191H226ZM52 193H54V191L52 192ZM60 193V192H59ZM75 193H76V191H75ZM131 193V192H130ZM139 193V192H138ZM142 193V192H141ZM140 193V194H141ZM145 193H146V191H145ZM144 193V194H145ZM166 193H170V195H171V197L169 198V199H167V195L166 196H163V195H165ZM219 193H221V192H219ZM218 193V194H219ZM57 194V193H56ZM136 194V193H135ZM163 194V195H162ZM196 194V193H195ZM194 194V195H195ZM218 194H216L217 196H219ZM224 194V193H223ZM47 195H49V194H47ZM46 195V196H47ZM54 195V194H53ZM131 195V194H130ZM159 195H162L163 197H161V196H159ZM186 195H188V193L186 194ZM185 195V196H186ZM190 195V194H189ZM191 195H192V193H191ZM190 195V196H191ZM193 195V196H194ZM51 196H52V194H51ZM136 196V195H135ZM184 196V197H185ZM133 197V196H132ZM138 197V196H137ZM141 197V196H140ZM44 198V197H43ZM47 199H48V197H46ZM51 198V197H50ZM53 198V197H52ZM139 198V197H138ZM142 198V197H141ZM144 198V197H143ZM147 198V197H146ZM188 198V197H187ZM217 198V197H216ZM225 198V197H224ZM40 199V200H39ZM134 199H135V197H134ZM85 200H87V201H85ZM127 200H128V197H127ZM142 200V199H141ZM42 201V200H41ZM47 201V200H46ZM45 201V202H46ZM55 201H56V199H55ZM55 201L53 200V202L55 203ZM136 201H137V199H136ZM139 201H140V199L138 200V202L137 203H139ZM146 200H143L142 202V204H144L145 205V202ZM147 201H148V199H147ZM186 201V200H185ZM218 201V200H217ZM44 202V201H43ZM52 202V201H51ZM131 202V201H130ZM133 202V201H132ZM183 202V201H182ZM187 202V201H186ZM92 203V202H91ZM141 203V202H140ZM151 203V202H150ZM150 203H147L148 205L150 204ZM185 203V202H184ZM214 203H216V201H214ZM53 204V203H52ZM87 204V203H86ZM93 204V203H92ZM131 204V203H130ZM129 204V205H130ZM262 204V203H261ZM137 205H139V204H137ZM182 205V204H181ZM187 205V204H186ZM248 205V204H247ZM47 208H48V203H47ZM60 206H62V204L60 205ZM91 206V205H90ZM94 206H96L97 207V205L95 204ZM147 206V205H146ZM151 206V205H150ZM189 205H187V207H188ZM214 206V205H213ZM228 206V205H227ZM251 206V205H250ZM50 207V206H49ZM50 207V208H51ZM141 207V206H140ZM149 207V206H148ZM186 207V208H187ZM209 207V206H208ZM30 208V209H31ZM88 208V207H87ZM138 208V207H137ZM143 208V207H142ZM151 208V207H150ZM180 208H181V206H180ZM215 208V207H214ZM253 208V207H252ZM30 209H29V211H30ZM43 209V208H42ZM85 209V208H84ZM97 209V208H96ZM121 209V208H120ZM139 209H141V208H139ZM138 209V210H139ZM174 209H175V211H174ZM189 209H190V207H189ZM90 210H92V208L90 209ZM94 210V209H93ZM136 210V209H135ZM141 210H143V209H141ZM149 210V209H148ZM183 210H185V209H183ZM192 210H191V214L193 213L192 212ZM212 210H213V208H212ZM75 211V210H74ZM86 211V210H85ZM118 211V210H117ZM120 211V210H119ZM146 211H147V209H146ZM145 211V212H146ZM256 211H257V209H256ZM71 212V211H70ZM88 212V211H87ZM94 212V211H93ZM122 212V211H121ZM126 212V211H125ZM128 212V211H127ZM144 212V211H143ZM208 212H210V211H208ZM251 212V211H250ZM32 213V212H31ZM42 213V212H41ZM48 213H47V215H48ZM72 213V212H71ZM122 213H124V212H122ZM140 213H142V212H140ZM179 213V212H178ZM177 213V214H178ZM182 213L184 214V211H182ZM181 212L179 213V214H181V215H183ZM212 214H213V212H211ZM33 214V213H32ZM43 214V213H42ZM67 214H68V216H70V217H68V218H65L64 216H67ZM74 214V213H73ZM117 214V213H116ZM119 215H121L120 213H118ZM178 214V215H179ZM189 215H190V212L188 213ZM205 214V213H204ZM252 214V213H251ZM254 214V213H253ZM6 215L8 216L7 218H8V221H7V226H6ZM122 215H124V214H122ZM127 215V214H126ZM131 215V214H130ZM144 215V214H143ZM146 215V214H145ZM181 215H179V216H181ZM186 215L187 214H185V219H186ZM32 216V215H31ZM39 216H40V214H39ZM38 216V217H39ZM45 216V215H44ZM43 216V217H44ZM150 216V215H149ZM205 216V215H204ZM208 216V215H207ZM34 217V216H33ZM43 217H41V218H43ZM46 217V216H45ZM114 217V216H113ZM125 217V216H124ZM131 217V216H130ZM167 217H168V215H167ZM166 217V218H167ZM178 217V216H177ZM223 218H224V216H222ZM64 218V219H63ZM91 218V217H90ZM116 218V217H115ZM132 218V217H131ZM165 218V219H166ZM169 218V217H168ZM168 218H167V220H168ZM182 218V217H181ZM205 218V217H204ZM204 218L202 219V221L204 220ZM208 218V217H207ZM206 218V219H207ZM210 218V217H209ZM208 218V219H209ZM219 218V217H218ZM217 218V219H218ZM45 219V218H44ZM48 219V218H47ZM89 219V218H88ZM170 219V218H169ZM179 220H180V218H178ZM184 219V218H183ZM183 219H182V221H183ZM207 219V220H208ZM231 219H233V218H231ZM238 219H239V217H238ZM114 220V219H113ZM118 220V219H117ZM131 220V219H130ZM206 220V221H207ZM221 220V219H220ZM234 220V219H233ZM232 220V221H233ZM237 219H235V221L234 222H237L236 221ZM87 221V220H86ZM175 220H173V222H174ZM177 221V220H176ZM209 221V220H208ZM230 221V220H229ZM227 222V223H229L230 224V222ZM239 221V220H238ZM170 222H172V221H170ZM180 222V221H179ZM216 222H217V220H216ZM223 222V221H222ZM253 222V221H252ZM113 223H115V222H113ZM119 223V222H118ZM126 223H127V221H126ZM178 223V222H177ZM227 223H224L225 224V226H223V224L221 225L222 227H220V226H218V227H220L219 229H216V231H211V232H209V233H207V232H204V233H207L206 235L204 234V233H202L201 235H205V238H203V241L204 242H202V243H204V245H202L201 247H198L199 245H197V247L196 248H194V244H195V242L197 241L196 240V238L198 237V235L196 236V235H194L195 237L193 238V239H188L187 240V242L186 243H184V244H182V245H177V242L176 243H173V244H176V255H172V257L171 258H169V260L167 259V262L165 263V264H199V261H201L202 259V257L204 258V254H206V253H208L210 250L211 251H215V252H213V253H211V254H208L210 257L206 260V259H203V262L202 263H200V264H260V262L261 261H263V260H261V252H263L264 253V233L263 234H261L262 236L261 237H259L258 238V240H251L250 239V237H248L247 236V234H246V232H244V230H243V232L241 233H238V235L236 236V237H234V236H232L231 234H230V236H232V237H234L235 239L234 240H229V238H230V236H229V234H227V231H229L230 230V232H233V231H231V229H229L228 230V228H229V226H227ZM249 223V222H248ZM34 224V223H33ZM46 224H47V222H46ZM87 224H89L88 223V221H87ZM128 224V223H127ZM202 224L204 225V223L202 222ZM228 224V225H229ZM34 225V226H35ZM113 225V224H112ZM212 225V227H213V225H216L215 223H212V224H210L209 226H211ZM249 225V224H248ZM89 226H91L90 224H89ZM127 226V225H126ZM158 226V227H159ZM170 226V225H169ZM176 226V225H175ZM174 225H173V227H175ZM233 226L234 225H232L231 227L233 228ZM57 227H60V226H57ZM115 227V226H114ZM114 227H112V228H114ZM208 227V226H207ZM91 228V227H90ZM105 228H109V226L108 227H105ZM111 228V227H110ZM111 228V229H112ZM121 229H122V227H120ZM165 228V227H164ZM170 228H171V226H170ZM170 228H168V229H170ZM196 228H197V226H196ZM200 228V227H199ZM198 228V229H199ZM206 228V227H205ZM81 229H84L83 227H81ZM104 229V228H103ZM117 229V228H116ZM197 229V230H198ZM208 229V228H207ZM234 229V228H233ZM6 230H7V232H6ZM45 230V229H44ZM86 230V229H85ZM91 230V229H90ZM105 230V229H104ZM113 230H115V229H113ZM123 230V229H122ZM165 230H167V228L165 229ZM172 230V229H171ZM200 230V229H199ZM201 230H202V228H201ZM209 230H211V229H209ZM235 230V229H234ZM238 230V229H237ZM247 230V229H246ZM245 230V231H246ZM47 231V230H46ZM53 231V230H52ZM57 231V230H56ZM82 231V230H81ZM110 231V230H109ZM118 231H119V229H118ZM121 231V230H120ZM168 231V230H167ZM176 231V230H175ZM178 231V230H177ZM176 231V232H177ZM205 231H206V229H205ZM241 231V230H240ZM252 232H253V230H251ZM257 231V230H256ZM48 232V231H47ZM55 232V231H54ZM92 232H93V230H92ZM101 232V231H100ZM103 232H105V231H103ZM114 232V231H113ZM156 232H158V231H156ZM172 232V231H171ZM174 232V231H173ZM179 232V234H182L180 231H178ZM194 232H197V231H194ZM236 232V231H235ZM258 232H260V231H258ZM25 233V234H24ZM46 233V232H45ZM52 233V232H51ZM57 233V232H56ZM102 233V232H101ZM106 233H107V231H106ZM198 233V232H197ZM237 233V232H236ZM254 233V232H253ZM6 234H8V240H7V242H6ZM24 234V235H23ZM76 234V233H75ZM78 234V233H77ZM76 234V235H77ZM98 234V233H97ZM96 234V235H97ZM110 234V233H109ZM166 235L168 234V233H165ZM199 235H200V233H198ZM250 234H251V232H250ZM260 234V233H259ZM258 234V235H259ZM52 235V234H51ZM111 235V234H110ZM157 235V234H156ZM158 235H161V234H158ZM174 235V234H173ZM173 235H171V236H173ZM200 235V236H201ZM227 235L229 236L228 237V240L226 241L225 239H226V237H227ZM253 235V234H252ZM258 235H253V237L254 236H257L258 237ZM53 236V235H52ZM82 236V237H83ZM100 236V235H99ZM103 236V235H102ZM107 236V235H106ZM162 236V235H161ZM165 236V235H164ZM179 235H177V237H178ZM74 238L76 237V236H73ZM98 237V236H97ZM163 237V236H162ZM161 237V238H162ZM166 237V236H165ZM177 237H175V238H177ZM181 238L182 237H184L183 235L182 236H180ZM179 237V239H181ZM231 237V238H232ZM54 238V237H53ZM77 238H81V237H77ZM107 238V237H106ZM185 238V237H184ZM189 238V237H188ZM230 238V239H231ZM252 238V237H251ZM256 238V237H255ZM99 239V238H98ZM101 239V238H100ZM173 239V238H172ZM178 239V238H177ZM233 239V238H232ZM52 240V239H51ZM71 240V239H70ZM80 240V239H79ZM95 240V239H94ZM97 240V239H96ZM105 240H103V241H105ZM158 240L159 239H157V242H158ZM37 241H39L38 239H37ZM49 241V240H48ZM62 240H60V242H61ZM74 241H77V240H74ZM162 241V240H161ZM177 241V240H176ZM182 241H184V240H182ZM201 240L199 239V241H198V243L200 242ZM40 242V241H39ZM59 242V243H60ZM66 242V241H65ZM65 242L63 241V244H62V242H61V244L62 245H64L65 244ZM100 242V241H99ZM48 243V242H47ZM76 243V242H75ZM98 243V242H97ZM102 243V242H101ZM104 243V242H103ZM201 243V244H202ZM53 244H54V242H53ZM57 244V243H56ZM55 244V245H56ZM69 244V245H68ZM68 244H66V246L65 247H67V245H68V247L70 246V243L68 242ZM89 244V243H88ZM96 244V243H95ZM50 245V244H49ZM55 245H53V246H55ZM91 245V244H90ZM97 245V244H96ZM161 245V244H160ZM163 245H164V243L162 244V247H163ZM196 245V244H195ZM34 246H35V244H34ZM36 246H38V245H36ZM89 246V245H88ZM88 246H86V248L88 247ZM94 246V245H93ZM52 247V246H51ZM59 247V246H58ZM57 247V248H58ZM63 247L64 246H62V249H63ZM158 247H159V245H158ZM35 248V247H34ZM48 248V247H47ZM46 248V249H47ZM54 248V247H53ZM86 248H84V249H86ZM91 248V247H90ZM37 249H39V247L37 248ZM55 249V248H54ZM59 249V248H58ZM65 249V248H64ZM65 249V250H66ZM92 249V248H91ZM164 249V248H163ZM163 249H162V251H163ZM170 249V248H169ZM49 250H51L50 249V246H49ZM48 250V251H49ZM53 250V249H52ZM51 250V251H52ZM66 250V251H67ZM88 250H89V248H88ZM87 250V251H88ZM166 250V249H165ZM168 250V249H167ZM167 250H166V252H165V254L166 253H168L167 252ZM58 251H61V250H58ZM63 252H64V254H65V251L64 250H62ZM61 251V252H62ZM86 251V250H85ZM85 251H83V252H85ZM145 251V252H146ZM160 251H161V249H160ZM159 251V252H160ZM162 251H161V253H162ZM210 251V252H211ZM43 252V251H42ZM42 252H40V254L42 253ZM46 252V251H45ZM62 252V253H63ZM134 252V251H133ZM209 252V253H210ZM257 252V254L258 255H260V259L259 260H261V261H258V259L255 257V255L257 256V254H255ZM258 252H260V253H258ZM58 253V252H57ZM130 253V252H129ZM129 253H128V256H129ZM135 253H138V251L137 252H135ZM134 253V254H135ZM140 253V252H139ZM155 253H157L158 254V252H156L155 251ZM45 253H43V255H44ZM51 254V253H50ZM59 254V253H58ZM61 254V253H60ZM148 254V253H147ZM152 254V253H151ZM156 254V255H157ZM183 254H185V255H183ZM63 255V254H62ZM127 255V254H126ZM142 255H145V254H142ZM153 255H154V252H153ZM156 255H155V258H156ZM170 255V254H169ZM178 255V256H177ZM46 256V255H45ZM48 256V255H47ZM141 256V255H140ZM148 256V255H147ZM166 256V255H165ZM56 257H58V255L56 256ZM135 257H136V255H135ZM138 257V256H137ZM146 257V256H145ZM151 257V256H150ZM163 257V256H162ZM170 257V256H169ZM205 257H207V256H205ZM258 257V256H257ZM63 258V257H62ZM128 258V257H127ZM141 258V257H140ZM152 258H153V256H152ZM36 259V258H35ZM56 259V258H55ZM81 259V260H80ZM148 259H150V258H148ZM148 259H146V258H144V262H145V260H148ZM157 259V258H156ZM159 259V258H158ZM163 259V258H162ZM263 259H264V257H263ZM29 260V261H28ZM54 260V259H53ZM58 261H59V258L57 259ZM63 260V259H62ZM78 260H80L79 262H78ZM126 260H128V259H125V261ZM130 260H132V258L130 259ZM154 261H155V259H153ZM153 260L151 261V263L153 262ZM161 260V259H160ZM164 260V259H163ZM205 260V261H204ZM122 261V260H121ZM120 261V264L121 263H123V262H121ZM129 261V260H128ZM133 261V260H132ZM135 261V260H134ZM137 261V260H136ZM138 261H140V260H138ZM24 262V261H23ZM35 262V261H34ZM56 262V261H55ZM60 262H61V259H60ZM130 262V261H129ZM129 262H127L128 264H129ZM144 262H143V264H144ZM148 262V261H147ZM146 262V263H147ZM150 262V261H149ZM160 262V261H159ZM25 263V262H24ZM59 263V262H58ZM141 263H142V261H141ZM162 263V262H161ZM115 264V263H114ZM118 264H119V262H118ZM123 264H126V263H123ZM130 264H132V263H130ZM134 264H135V262H134ZM138 264V263H137ZM263 264V263H262Z\"/></svg>","mask_w":264,"mask_h":264}]
</instances>
